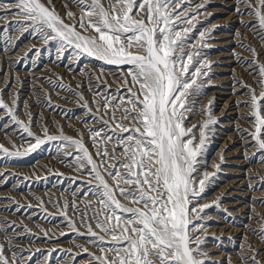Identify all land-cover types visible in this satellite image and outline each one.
<instances>
[{"label": "rangeland", "instance_id": "1", "mask_svg": "<svg viewBox=\"0 0 264 264\" xmlns=\"http://www.w3.org/2000/svg\"><path fill=\"white\" fill-rule=\"evenodd\" d=\"M58 3H56V2ZM188 1V2H187ZM200 1V2H199ZM213 1V0H212ZM211 0H203V3L201 0H198L197 2L200 4L206 5V11L204 8L197 9L196 7H185V15H190V13H200L197 16V19L192 22V26L189 24H182L179 21H177L175 27L176 28H189L191 31L187 33V40L186 43L193 45L195 44V47L193 49L190 47H185L183 51L189 52L188 49L193 50L192 53L196 52V50L200 52L199 56L193 57V63L189 66L190 69L195 67L196 64L199 61L206 60V58H211L212 55H217L219 53L225 54L227 57L228 63H226L224 66L219 67H227L225 69L228 70V74L225 76L231 77L230 79L226 80L223 83L216 82L218 78L224 77L223 75H217L216 71L214 69L217 66V63L219 64V61H216L215 58L214 61L210 62L211 69H213V72L208 74L210 76L209 80L211 79L212 83L208 85H203V81H205L202 78H199L198 81L200 82V86L202 88V91L200 93H193L191 96L188 97V106H194L193 111H189L186 113V119L183 121L184 125L188 127L189 129H192L195 136H197L196 140L198 141L200 138L199 132H198V126L199 124H203L206 122L209 118L207 112H210L211 118L216 120L217 123L209 125V129L207 128L206 134L207 138L210 139L206 140V147H204V152L200 156L199 161L200 163L197 165V170L200 173L201 170H206V173H208V179L205 182V189L204 192L201 193V197L197 200H193V204L197 203H204L209 205L208 208H205L203 212L194 213L192 216L193 221L199 225H203L205 227V231L203 227H199L198 230L194 231V233L191 235L193 237L198 236L200 237L199 242H194L193 247H196V244L199 243V248L201 249L203 247V251L205 255L203 257H198V259H204L206 264H217V261L213 258L217 256L218 254L222 256V261L225 262V264H242L243 262L247 261L248 263L252 260L251 255H254L256 253H260L259 251H264V240L261 239L259 235L256 233L261 231V225L257 223V221L261 220V218H264V164L259 159L260 153L257 148H255V141L252 140L249 133L254 131V123H249V120H252V117L249 112H251V108L245 107L246 104L251 103V93L249 92V88L252 87V89H256L255 92L260 95L261 87L259 86V82L261 78L258 75V68L257 64L264 63V41H261L259 38L260 36H264V33L258 32L257 27H254V24L257 23L256 19L252 17V15H241V13H247L249 9L246 7L243 8V4L239 3V0H214L212 2ZM217 1V2H216ZM219 1V2H218ZM222 1V2H221ZM232 1V2H231ZM235 1V2H234ZM7 0H0V3H6ZM43 2L47 3V0H43ZM53 4L55 5V10L61 15L65 16L66 11L71 10L73 11L77 16L81 15V11L78 7H76L72 0H52ZM108 0H104V3L107 4ZM192 3L191 0H185V4H191V5H197L198 3ZM229 2V3H228ZM231 2V3H230ZM251 2L255 3V0H251ZM227 3V4H226ZM237 3V4H236ZM239 7H237V6ZM243 5V6H241ZM226 6V7H225ZM233 8V9H232ZM239 9L240 11H235L236 9ZM193 10V11H192ZM196 10V11H195ZM209 10V11H208ZM215 10V11H213ZM218 10V11H217ZM227 10V11H226ZM241 10H243L241 12ZM248 10V11H247ZM15 9H6L0 7V21L4 18L5 22H0V99H3V101L9 106L13 107L14 98H16V109H15V115L16 117L24 121L26 124L29 122V115L31 117V130L36 135L39 136L41 139H45L44 133L42 131V127H46L49 129V135L53 136H59L61 135V130L63 135L73 138V139H80V134H83V139L86 142V146L89 147V150L95 154L96 149L92 147V142L90 137V132L88 129H91L93 131H96L99 127V129L103 130L101 132V136L105 135H111L108 129L105 127L104 124L101 123L103 120H108V115H104L101 117V113L97 111L98 107L103 106L104 104V97H108L110 100L109 105V111H112L111 105L117 104L119 101V97L123 99H127V86L122 85L120 82L124 79H130V77H127V71L128 66L123 65L120 67L122 70L115 75H111L110 72H108L110 69L109 64H106L96 59L95 57H90L84 54L77 55V52L75 49L71 47H67L66 51L61 52L58 54L57 48L59 47L58 43L56 41L49 40L47 42H44L37 33L34 32L30 27H21L25 24H30V21H26L22 19L21 16L16 15L15 17L13 12H15ZM175 11V10H174ZM226 11V12H225ZM203 12L207 13L206 16L203 14ZM210 12V13H209ZM219 12V13H218ZM233 12V13H232ZM230 13V14H228ZM236 13V14H234ZM209 14V15H208ZM219 14V15H218ZM12 15V18H11ZM208 15V16H207ZM228 15V16H227ZM230 15V16H229ZM236 15V16H235ZM214 16V17H213ZM232 16V17H231ZM239 16H242L238 18ZM10 17L9 19H7ZM21 19H18V18ZM211 17V20H210ZM245 19H242V18ZM249 17V18H247ZM15 18V19H14ZM199 18V19H198ZM205 18V19H204ZM222 18V19H221ZM253 18V19H251ZM139 19V17H137ZM184 17L182 16L180 20H183ZM242 19V20H241ZM250 19V20H249ZM8 20V21H7ZM14 20V21H13ZM199 22H198V21ZM202 20V21H201ZM210 20V21H209ZM231 20V21H229ZM235 20V22H234ZM237 20V21H236ZM241 21V22H238ZM19 21V22H18ZM207 21V23H206ZM213 24H210L212 23ZM243 21V22H242ZM245 21V22H244ZM8 22V23H7ZM67 23H75V21L72 20H66ZM198 22V23H196ZM210 22V23H209ZM218 22V23H217ZM222 22V24L220 23ZM230 22V23H229ZM255 22V23H254ZM4 23V24H3ZM10 23V24H9ZM15 23V24H13ZM201 23V24H200ZM216 23V24H215ZM220 23V24H219ZM238 23V24H237ZM243 23V24H242ZM248 23V24H247ZM2 24V25H1ZM23 24V25H22ZM195 24V25H193ZM206 24V25H205ZM210 24V25H207ZM218 24V25H217ZM238 26V28L235 26ZM249 25L250 27H246L243 25ZM204 25V26H203ZM214 25V26H213ZM233 25V26H232ZM5 26V27H4ZM18 26V28H17ZM193 29H191V27ZM208 26V28H207ZM210 26V27H209ZM213 26V28H212ZM243 28H241V27ZM253 27V28H252ZM4 28V29H3ZM199 30H198V29ZM209 29L205 33V41L209 44L210 38L213 37L211 35H223L226 34L228 37L223 42V39H214V43L222 42V44L219 47H213L212 45H207V47H201L202 44L199 35V31H205L204 29ZM241 28V29H240ZM245 28V30H244ZM13 29V30H12ZM20 29V30H19ZM25 29V30H24ZM211 29V30H210ZM228 29V30H227ZM257 29V30H255ZM18 30V31H17ZM24 32H23V31ZM198 30V31H197ZM220 30V32H219ZM227 30V31H226ZM236 30V31H235ZM250 32H249V31ZM253 30V31H252ZM7 31V32H6ZM14 31V32H12ZM195 31V32H194ZM211 31V32H208ZM247 31V32H246ZM2 32V33H1ZM9 32V33H8ZM20 32V33H19ZM213 32V33H212ZM243 32V33H242ZM11 33V34H10ZM16 33V34H15ZM191 33V34H190ZM194 33V34H193ZM212 33V34H211ZM6 34V35H5ZM15 34V35H14ZM27 34V35H26ZM84 35H92L94 33L85 32ZM197 34V35H196ZM232 34V35H231ZM238 34V35H237ZM242 34L243 37H242ZM247 34V35H246ZM252 34V35H251ZM18 37L16 38V36ZM185 34L182 33V37ZM210 35V36H209ZM246 35V36H245ZM14 36V37H13ZM20 36V37H19ZM24 36V37H23ZM235 36V37H233ZM238 36V37H237ZM255 36V37H254ZM257 36V37H256ZM4 39H3V38ZM33 37V38H32ZM246 37V39H245ZM254 37V38H253ZM10 38V39H9ZM16 38V40H15ZM233 39L234 42H232ZM244 38V39H243ZM251 38V39H250ZM253 38V40H252ZM28 39V40H27ZM239 39V40H238ZM12 40V41H11ZM14 40V41H13ZM29 40L31 42H29ZM33 40L35 42H33ZM230 42H229V41ZM241 40V42H240ZM245 40V41H243ZM252 40V41H251ZM258 40V42H257ZM24 41H28L27 43ZM195 41V42H194ZM237 41V42H235ZM250 43H249V42ZM5 42V43H4ZM7 42V43H6ZM55 42V43H54ZM199 42V43H198ZM252 42V43H251ZM254 42V43H253ZM261 42V43H260ZM263 42V43H262ZM18 43V44H17ZM30 43V44H29ZM198 43V44H197ZM234 43V44H233ZM249 43V44H247ZM5 44V45H4ZM27 44V45H25ZM40 44V45H39ZM236 44V45H235ZM245 47H241L240 45H243ZM252 44V46H251ZM261 46L259 49V46ZM261 44V45H260ZM2 45V46H1ZM11 45V46H9ZM31 45V46H28ZM232 45V47H231ZM235 47H234V46ZM254 45V46H253ZM9 46V47H8ZM24 46L28 49H24ZM36 46V47H35ZM38 46V47H37ZM197 46V47H196ZM226 46V47H225ZM239 46V47H237ZM251 46V47H250ZM256 46V47H255ZM18 47V49H17ZM19 47L21 49L19 50ZM35 47V48H34ZM209 47V48H208ZM212 47V48H211ZM230 47V48H228ZM237 47V48H236ZM241 47V48H240ZM254 48L256 50V53L258 54L257 57H254L250 51H247L246 48ZM9 48V49H8ZM39 48V49H38ZM198 48V49H197ZM235 48V49H232ZM258 48V49H257ZM263 48V49H262ZM210 49V50H209ZM227 49V50H226ZM239 51H237V50ZM243 49V50H242ZM38 50V52H36ZM233 50V51H232ZM235 50V51H234ZM241 50V51H240ZM259 50V51H258ZM262 52H261V51ZM2 51V52H1ZM19 51V52H18ZM21 51V52H20ZM25 51V52H24ZM202 51V52H201ZM209 51V52H208ZM229 51V52H228ZM232 51V52H231ZM15 52V53H14ZM71 52V53H70ZM211 52V53H210ZM241 52V54H239ZM245 52V53H243ZM248 52V53H247ZM5 53V54H4ZM7 53V54H6ZM19 53V54H18ZM33 53V54H32ZM229 53V55H228ZM3 54V55H2ZM9 54V55H8ZM21 54V55H20ZM64 54V55H63ZM202 54V55H201ZM209 54V55H208ZM239 54V56H237ZM250 58H248V57ZM249 54V55H248ZM263 54V56L261 55ZM6 55V56H5ZM11 55V56H10ZM14 55V56H12ZM19 55V56H18ZM23 55V56H22ZM36 55V58L34 57ZM58 55V56H57ZM5 56V57H4ZM21 56V57H20ZM54 56V57H53ZM57 56V57H56ZM60 56V57H59ZM85 56V57H84ZM204 56V57H203ZM209 56V57H208ZM236 56V57H234ZM245 56V57H244ZM251 56L255 58L252 59ZM262 56V57H261ZM40 57V58H39ZM44 57V58H42ZM59 57V58H58ZM199 57V58H198ZM230 57V59H229ZM238 57V58H237ZM244 57V59H243ZM261 57V58H259ZM9 58V60H8ZM15 60H13V59ZM58 58V59H57ZM209 58V59H210ZM33 59V60H32ZM37 59V60H36ZM45 59V60H44ZM53 59V60H52ZM56 59V60H55ZM68 59V61H66ZM72 59V60H71ZM199 59V60H198ZM6 60V61H5ZM27 60H29L27 62ZM75 60V61H73ZM259 60V63H258ZM19 61V62H18ZM71 61V62H70ZM73 61V62H72ZM232 61V62H231ZM240 61V62H239ZM245 64H243L244 62ZM253 61H256L257 63H252ZM263 61V62H262ZM8 62V64H7ZM15 62V63H14ZM47 62V63H46ZM51 62V63H50ZM57 62V63H56ZM66 62V63H65ZM68 62V64H67ZM75 62V64H74ZM236 62V63H235ZM238 62V63H237ZM243 62V63H242ZM6 63V64H5ZM10 63V64H9ZM19 63V64H18ZM50 63V64H49ZM59 63V64H58ZM84 63V65H83ZM99 63V64H98ZM232 63V64H231ZM240 63V64H239ZM251 63V64H250ZM260 63V64H261ZM35 64V65H34ZM49 64V65H48ZM77 64V65H76ZM104 64V65H103ZM214 64V65H213ZM237 64V65H236ZM242 66V68H239V65ZM247 64V65H246ZM30 65V66H29ZM47 65V66H46ZM52 65V66H51ZM53 65L55 66V71ZM74 65V66H73ZM83 65V67H82ZM87 65V66H85ZM234 65V66H233ZM251 65V66H250ZM11 66V67H10ZM19 66V67H18ZM32 66V67H31ZM72 66V67H71ZM92 66V67H90ZM233 66V68H232ZM244 66V67H243ZM246 66V67H245ZM8 67V68H7ZM31 67V69L29 68ZM39 67V68H38ZM50 67V68H49ZM59 70H58V68ZM94 67V68H93ZM215 67V68H213ZM254 67V68H253ZM13 68V69H12ZM23 68V69H22ZM44 68V69H43ZM52 68V70H51ZM63 68V69H61ZM87 68V69H86ZM230 68V69H229ZM245 68V70H244ZM6 69V71H5ZM19 71H18V70ZM46 69V70H45ZM69 69V71H67ZM80 71H79V70ZM124 69H127L124 70ZM2 70V71H1ZM12 70V71H11ZM16 70V71H14ZM27 70V71H26ZM76 70V71H75ZM83 70V71H82ZM90 70V71H89ZM95 70V71H94ZM202 71L204 69H201ZM231 70V71H230ZM35 71V72H34ZM54 71V72H52ZM71 71V72H70ZM88 71V72H87ZM94 71V72H93ZM107 71V72H106ZM241 71V72H240ZM246 73H245V72ZM6 74H5V73ZM34 72V73H33ZM39 72V74H38ZM51 72V73H50ZM68 72V73H65ZM79 72V73H78ZM82 74H81V73ZM104 72V73H103ZM124 72V73H122ZM238 72V73H237ZM9 73V74H8ZM14 73V74H13ZM20 73V74H19ZM25 73V74H24ZM76 73V74H75ZM107 73V74H105ZM109 73V74H108ZM209 73V72H208ZM233 75H232V74ZM251 73V74H250ZM8 74V75H7ZM13 74L11 77L10 75ZM16 74V75H15ZM23 74V76H22ZM29 74V75H28ZM71 74V75H70ZM75 76H74V75ZM78 74V75H77ZM79 74L82 76L79 77ZM86 74V75H85ZM93 74V75H91ZM95 74V75H94ZM97 74V75H96ZM106 76H104V75ZM123 74V75H121ZM231 74V75H230ZM236 74V75H235ZM241 74V75H240ZM257 74V75H256ZM4 75V76H3ZM39 75V76H38ZM108 75V76H107ZM111 77H110V76ZM126 75V76H124ZM229 75V76H228ZM248 75V76H247ZM255 77H253V76ZM7 78H6V77ZM25 76V77H24ZM29 76V77H27ZM67 76V77H66ZM74 76V77H73ZM78 76V77H77ZM99 76V78L97 77ZM235 76V77H234ZM238 76V78L236 77ZM242 76V77H241ZM246 76V77H245ZM250 76V77H249ZM5 77V78H3ZM19 77V79H18ZM21 77V78H20ZM27 77V78H26ZM34 77V78H33ZM49 77V78H48ZM51 77V78H50ZM56 77V78H55ZM59 77V78H58ZM73 77V78H72ZM86 77V78H84ZM88 77V78H87ZM93 77V78H90ZM101 77V78H100ZM103 77V78H102ZM105 77V79H104ZM242 81L240 80V78ZM248 77V78H247ZM257 77V78H256ZM15 78V79H14ZM46 78V79H45ZM54 78V79H53ZM77 78V79H76ZM117 78L119 80H117ZM190 78V77H189ZM256 78V79H255ZM4 79V80H3ZM9 79V80H5ZM27 79V80H26ZM33 79V80H32ZM39 81L41 84H39ZM53 79V80H50ZM57 79V80H56ZM81 82H79V80ZM91 79V80H89ZM93 79V80H92ZM103 79V80H102ZM110 79V80H108ZM216 79V81H215ZM14 80V81H13ZM42 80V81H41ZM49 80L51 83H49ZM85 80V81H84ZM100 80V81H99ZM103 82H102V81ZM113 80V81H112ZM115 80V81H114ZM121 80V81H120ZM203 80V81H202ZM244 80V81H243ZM253 80V81H252ZM6 81V82H4ZM22 81V82H21ZM24 81V82H23ZM28 81V82H27ZM79 83H77V82ZM117 81V82H116ZM119 81V82H118ZM237 81V82H236ZM249 81V82H248ZM13 82V83H12ZM25 82L27 84H25ZM48 82V83H47ZM86 82V83H85ZM101 82V83H98ZM105 82V84H104ZM109 82V83H108ZM111 82V83H110ZM198 82V84H199ZM202 82V83H201ZM238 82L240 84H238ZM247 82V84H244ZM21 83V84H20ZM29 83V84H28ZM34 83V85H32ZM44 83V84H43ZM85 83V84H84ZM96 83V84H94ZM117 83V85H116ZM120 83V84H119ZM215 83V84H213ZM218 85H217V84ZM230 83V84H229ZM242 83V84H241ZM250 83V84H248ZM16 84V85H15ZM36 84V85H35ZM43 84V85H42ZM52 84V85H51ZM59 84V85H58ZM63 85V87H60V85ZM82 84V85H81ZM109 84V85H108ZM115 84V86L113 85ZM227 84V85H226ZM236 84V85H234ZM22 85V86H21ZM27 85V87H26ZM29 85V86H28ZM32 85V86H31ZM47 85V86H46ZM80 85V87H79ZM108 85V86H107ZM122 87H121V86ZM221 87H220V86ZM234 87H233V86ZM244 85V86H243ZM248 85V86H247ZM255 85V86H254ZM257 85V87H256ZM37 86V87H36ZM51 86V87H50ZM101 86V87H100ZM110 86V88H109ZM119 86L121 88H119ZM124 86V87H123ZM206 86V87H205ZM223 86V87H222ZM232 88V90L225 89V87ZM246 86V87H245ZM18 87V88H17ZM32 88L30 90V88ZM88 87V88H87ZM105 89H104V88ZM117 87V88H116ZM195 87V86H194ZM210 87V88H209ZM213 87L218 88V90H221L222 92L231 93L233 91V88H237L235 91L234 100L237 103L238 109L243 108L246 112H243L244 109L241 108V111H237L233 113L231 116H226L227 112H220L227 109L222 110L223 108V101L218 100V96L216 98L213 97L214 95L210 94L211 91H213ZM260 87V91L259 90ZM24 88V89H23ZM28 88V89H27ZM94 88V89H93ZM99 88V89H98ZM13 89V90H12ZM16 89V90H15ZM56 89V90H55ZM92 89V90H91ZM115 89V90H113ZM120 91H119V90ZM28 90V91H27ZM30 90V91H29ZM42 90V91H41ZM49 90V91H48ZM88 90V91H87ZM97 90V91H96ZM103 90V92H102ZM135 90V89H133ZM229 92H228V91ZM264 91V88H262ZM27 91V93H26ZM39 91V92H36ZM59 91V92H57ZM107 91V92H106ZM110 91V92H109ZM125 91V92H124ZM209 91V92H208ZM247 91V92H246ZM21 92V93H19ZM57 92V93H56ZM102 92V93H101ZM249 92V93H248ZM259 92V93H258ZM38 93V94H37ZM69 95H67V94ZM97 93V94H96ZM209 93V95H208ZM32 94V95H31ZM63 94V95H61ZM95 94V95H94ZM103 94V95H102ZM242 94V96H241ZM248 94V95H247ZM250 94V95H249ZM20 95V96H19ZM27 95V96H26ZM66 95V96H65ZM123 95V97H122ZM240 97H239V96ZM247 95V96H246ZM26 96V97H25ZM31 96V97H30ZM43 96V98H42ZM80 96L83 97V99H80ZM98 96V97H96ZM113 96V97H112ZM238 96V97H235ZM36 97H41L36 98ZM86 97V98H85ZM207 97V98H206ZM211 97V99H210ZM244 97V98H243ZM92 98V99H91ZM100 98V99H99ZM204 100L202 101V99ZM224 98V97H222ZM248 101H247V99ZM29 99V100H28ZM34 101H32V100ZM38 99V100H37ZM99 99V100H98ZM113 99V100H112ZM125 99V100H126ZM210 99V100H208ZM213 99V100H212ZM215 99V100H214ZM244 99V101L242 100ZM24 100V101H23ZM28 100V101H27ZM115 100V101H114ZM23 101V102H22ZM37 101V102H36ZM48 101V102H47ZM200 102L199 108L197 106V103ZM208 101V103H206ZM210 101V102H209ZM238 101V102H237ZM27 102L25 105L24 103ZM33 102V103H32ZM117 102V103H116ZM214 102V103H213ZM29 103V104H28ZM37 103V104H36ZM47 103V104H46ZM56 106H55V104ZM59 103V104H58ZM83 103V104H82ZM207 105H206V104ZM210 103V104H209ZM243 103V105H242ZM61 104V105H60ZM72 104V107L70 105ZM99 104V105H98ZM203 104V105H202ZM215 104V105H214ZM228 107L231 106L232 103L227 102L226 103ZM36 105V106H35ZM48 105V106H46ZM66 105V106H65ZM87 105V106H85ZM214 105V107H212ZM218 105V107L216 106ZM31 106V107H30ZM41 108H40V107ZM199 109V112H196L195 110ZM202 106V107H201ZM222 106V107H221ZM39 107V108H38ZM55 107V108H54ZM65 107V108H64ZM68 107V108H67ZM209 109H208V108ZM211 107V108H210ZM233 107V106H231ZM36 108V110H35ZM203 108V109H202ZM38 109V110H37ZM44 109V110H43ZM46 109V110H45ZM60 109V110H59ZM88 109V110H87ZM202 109V110H201ZM211 109V110H210ZM220 109V110H219ZM33 110V113H32ZM65 110V111H64ZM119 108L115 110V116L116 120L119 121L120 118V111ZM38 111V113H36ZM91 111V112H90ZM207 111V112H206ZM42 112V114H41ZM78 112V113H77ZM85 112V113H84ZM117 112V113H116ZM217 112V114H216ZM2 113V115H1ZM46 115H45V114ZM48 113V114H47ZM50 113V114H49ZM54 113V115L52 114ZM81 113V114H80ZM84 113V115H83ZM88 113V114H87ZM223 113V114H222ZM238 115H237V114ZM242 113V114H241ZM245 113V114H244ZM36 114V115H35ZM62 114V115H61ZM96 114V115H95ZM120 114V115H119ZM201 114V117L200 115ZM215 114V115H214ZM241 114V115H239ZM39 115V116H38ZM41 115V116H40ZM52 115V116H51ZM58 115V116H57ZM196 115L195 121L196 123L189 122L191 121L189 117ZM213 115V116H212ZM219 115V116H218ZM223 115V116H222ZM225 115V116H224ZM62 116V117H60ZM82 116V117H80ZM93 116V117H92ZM234 116V117H232ZM239 116V119L236 118ZM49 117V119H48ZM203 117V118H202ZM216 117V118H215ZM231 117V118H230ZM43 118V119H42ZM45 118V119H44ZM75 118V119H73ZM98 118V120H97ZM201 118V120H200ZM230 118V119H229ZM233 118V119H232ZM243 118V120H242ZM67 119V120H65ZM220 119V120H219ZM8 120V121H7ZM95 120V121H93ZM198 120V122H197ZM214 120V121H215ZM226 120V121H225ZM229 120V121H228ZM238 122H237V121ZM241 123H240V121ZM246 120V121H245ZM52 121V122H51ZM71 121V122H70ZM99 123H98V122ZM130 120H124L123 123L126 127H134L135 125L129 122ZM234 121V122H233ZM224 122V123H223ZM96 123V124H95ZM110 125L113 127L114 124L110 121ZM188 123V124H187ZM235 123V124H234ZM238 123V124H237ZM5 124V125H4ZM92 124V126H91ZM194 124V126H193ZM196 124V125H195ZM222 124V125H221ZM223 124H229V126H223ZM231 124V125H230ZM241 124L243 126H241ZM245 124V125H244ZM81 125V126H80ZM88 125V126H87ZM94 125V126H93ZM98 125V126H97ZM188 125V126H187ZM192 125V126H191ZM239 125V126H238ZM252 125V126H251ZM7 126V127H6ZM190 126V127H189ZM86 127V128H84ZM89 127V128H88ZM211 127V128H210ZM232 127V129H231ZM243 127V129H241ZM246 127V128H244ZM88 128V129H87ZM106 130H104V129ZM195 128V129H194ZM249 128V130H248ZM12 129V130H11ZM95 129V130H94ZM98 129V130H99ZM237 129V130H236ZM246 129V130H245ZM251 129V130H250ZM119 129H116L115 134L119 136H127L128 133L121 132ZM226 130V131H224ZM234 130V131H233ZM15 131V132H14ZM195 131L197 134H195ZM0 145L3 146V148H6L9 152H16L17 148L13 147V145L18 146V150L20 152H24V150L30 145L27 143L30 137H27L26 133H23L20 128H18L12 120L8 117L5 110L0 109ZM104 132V133H103ZM122 134H121V133ZM211 132V133H210ZM230 132V133H229ZM234 132V133H233ZM9 133V135H8ZM118 133V134H117ZM224 133V134H223ZM235 135H233V134ZM238 133V134H236ZM247 133V135H246ZM8 136H7V135ZM225 134H229V139L232 140L231 142L228 141V148L230 151H236V161H238L237 165L234 167L226 165L224 158L220 153H218L216 150L218 149V144L221 143V139L225 138ZM2 135L4 137H2ZM220 139H219V137ZM12 136H15L12 138ZM17 136V137H16ZM19 136V137H18ZM26 136V137H25ZM212 136V137H211ZM239 136V137H238ZM242 136H247L248 142H246L243 145H240V138ZM234 139H233V138ZM4 138V139H3ZM20 139V140H19ZM215 139V140H214ZM226 139V138H225ZM7 140V141H6ZM19 140V141H18ZM234 140V141H233ZM21 141V142H20ZM24 141V142H23ZM210 144H208V143ZM211 142V143H210ZM216 142V143H215ZM230 142V143H229ZM253 142V143H252ZM24 143V144H23ZM27 143V144H26ZM233 143V144H232ZM115 144V140L108 142L107 147L111 149L113 145ZM209 147V148H208ZM244 147V148H243ZM250 147V148H249ZM254 147V148H253ZM217 148V149H216ZM238 148V149H237ZM249 148V149H248ZM253 148V149H252ZM235 149V150H234ZM244 149V150H243ZM211 150V151H209ZM248 150V151H247ZM251 150V151H250ZM71 152L72 156H65L63 155L64 152ZM242 151V153H241ZM254 151V153H253ZM240 152V153H239ZM250 152V154H248ZM219 154V156H217ZM259 154V155H258ZM76 155L75 149L71 147H65L63 145V142L57 140L52 142H46L45 144L41 145L36 151L30 152L26 155L20 156V157H12L8 158L5 154L0 152V168H6L4 175L0 176V191H3V193H0V244H3L6 249H16V255L20 258L19 263L20 264H53L56 262V264H98V262L93 259L94 256H100L103 255L100 252V242L99 239H96L95 242H93V237L88 233L86 225L90 222L93 227V231L97 233V237L104 236V233L100 231V229L95 227V219L89 220L90 217L94 216L96 206H97V198L93 195L94 192H96V184L97 181L92 179L88 175V168L77 170V164L74 162L72 157ZM118 159L123 157L122 152H118ZM241 155V156H240ZM244 155V156H243ZM217 156V157H215ZM44 157V158H43ZM215 157V158H214ZM220 157L221 160H220ZM252 157V158H251ZM51 158V159H50ZM42 159L43 161H40ZM97 161H99V157H95ZM217 159V160H216ZM219 159V161H218ZM242 159V160H240ZM38 160V161H37ZM206 160V161H205ZM216 160V163L215 161ZM245 160V161H244ZM113 161V162H112ZM108 161V163L116 164V160ZM203 161V163H202ZM218 161V162H217ZM221 161V162H220ZM257 161V162H256ZM41 162V163H40ZM45 162V163H44ZM207 162V163H206ZM213 162V163H212ZM223 162V163H222ZM206 163V164H205ZM220 163V164H219ZM261 163V164H260ZM6 164V165H5ZM210 164V165H209ZM212 164V165H211ZM215 164H218L215 166ZM241 164V165H240ZM251 164V165H250ZM4 165L6 167H4ZM8 165V166H7ZM221 165V166H220ZM256 165V166H255ZM261 165V166H260ZM220 168H219V167ZM238 166V167H237ZM240 166V167H239ZM251 166V167H250ZM259 166V167H258ZM14 167V168H13ZM20 167V168H19ZM24 167V168H22ZM31 167V168H30ZM213 167V168H211ZM13 170H12V169ZM24 170H22V169ZM209 168V169H207ZM217 168V169H216ZM222 168V169H221ZM228 168V169H227ZM249 168V169H248ZM251 168V169H250ZM258 168V169H257ZM9 169V170H8ZM11 169V170H10ZM201 169V170H200ZM204 169V170H203ZM212 169V170H211ZM214 169V171H213ZM222 171H219V170ZM237 170L238 172H241V176L238 177L241 179L240 186L237 187V190H233L232 192L234 195L227 198L226 192L224 193H214L218 191V188L223 186L226 182L230 181L232 178H230V174L227 173L228 170ZM18 170V171H17ZM121 172L124 171V169H119ZM211 170V171H210ZM225 170V171H224ZM227 170V171H226ZM245 170V171H244ZM13 171V172H12ZM17 171V172H16ZM20 171V172H19ZM22 171V172H21ZM258 171V172H256ZM261 171V172H260ZM16 172V173H15ZM19 172V173H18ZM24 172V173H23ZM67 172V173H66ZM220 172V173H219ZM251 172V173H250ZM10 173V174H8ZM211 173V174H210ZM214 175H213V174ZM217 173V174H216ZM254 173V174H252ZM260 173V174H259ZM5 174L7 176H5ZM24 176H23V175ZM210 174V175H209ZM245 174L246 177H245ZM250 174V175H249ZM260 176H258V175ZM70 175V176H69ZM78 175V176H77ZM81 175V176H80ZM6 178H5V177ZM203 172L200 173V175L196 176V179H202ZM223 176V177H222ZM226 176V177H225ZM229 176V177H228ZM259 178H258V177ZM57 177V178H55ZM70 177V178H69ZM85 177V178H84ZM201 177V178H199ZM3 178V179H2ZM81 178V179H79ZM83 178V179H82ZM246 178V179H245ZM257 178V180H256ZM262 178V180H261ZM7 179V180H6ZM31 179V180H30ZM58 179V180H57ZM62 179V181H60ZM72 179V180H71ZM74 179V180H73ZM107 179V177H106ZM228 179V181H227ZM259 179V180H258ZM29 182H28V181ZM78 180V181H77ZM83 180V181H80ZM244 180V181H243ZM247 180V181H246ZM249 180V182H248ZM252 180V182H251ZM254 180V181H253ZM19 181V182H18ZM69 181V182H68ZM210 181V182H209ZM213 181V182H212ZM220 181V182H218ZM243 181V182H242ZM260 181V182H259ZM24 182V183H23ZM66 182V183H65ZM72 182V183H71ZM74 182V183H73ZM80 182V183H79ZM85 182V183H84ZM89 184H88V183ZM108 182L111 184L112 181L109 179ZM208 182V183H207ZM247 182V183H245ZM263 182V183H262ZM23 183V184H22ZM36 183V184H35ZM40 183V186H39ZM60 183V184H59ZM217 183V184H216ZM246 185H244V184ZM253 183V184H252ZM15 184V186H14ZM44 186H42V185ZM52 184V185H51ZM79 184V185H78ZM85 184V185H84ZM213 184V185H212ZM248 184V185H247ZM250 184V185H249ZM252 184V185H251ZM263 186H262V185ZM27 185V186H26ZM34 185V186H33ZM52 187H51V186ZM68 185V186H67ZM81 185V187H79ZM88 185V187H87ZM257 185V186H256ZM77 186V187H75ZM83 186V187H82ZM215 186V187H214ZM23 187V188H22ZM41 187V188H40ZM46 187V189H45ZM56 187V188H55ZM66 187V188H65ZM74 187V188H73ZM211 189H210V188ZM218 187V188H217ZM246 187V188H245ZM10 188V189H8ZM34 188L37 190H34ZM50 188V189H49ZM53 188V191H52ZM64 188V190H63ZM70 188V189H69ZM81 190H80V189ZM240 188V189H239ZM7 189V192H6ZM13 189V190H12ZM30 191H29V190ZM56 189V190H55ZM59 189V190H58ZM72 189L74 191H72ZM91 189V190H90ZM213 189V190H212ZM253 189V190H252ZM34 190V191H33ZM44 190V191H43ZM47 193H46V191ZM85 190V191H82ZM87 190V191H86ZM216 190V191H215ZM5 191V193H4ZM10 191V192H9ZM14 191V195H13ZM33 191V193H32ZM59 191V192H58ZM62 191V192H61ZM68 191V192H66ZM92 194H90L91 192ZM248 191V192H247ZM256 191V192H255ZM12 192V193H11ZM53 194H51V193ZM75 192V193H74ZM78 192V193H76ZM86 192V193H84ZM207 192V193H206ZM228 192H231L230 190ZM251 192V194H250ZM11 193V194H10ZM18 193V194H17ZM22 193L23 195H21ZM82 193V194H81ZM212 193V194H211ZM226 193V194H225ZM237 193V194H236ZM248 193V194H247ZM254 193V194H253ZM263 193L262 197L261 194ZM4 194V195H3ZM6 194V195H5ZM35 194V195H34ZM45 194V195H44ZM224 196H223V195ZM253 194V195H252ZM20 195V196H19ZM71 195V196H70ZM73 195V196H72ZM85 195V196H84ZM203 195V196H202ZM211 195V196H210ZM217 197H216V196ZM220 195V196H219ZM248 195V196H246ZM255 195V196H254ZM257 195L259 197H257ZM5 196V197H4ZM15 196V197H14ZM29 196V197H28ZM41 196V197H40ZM80 196L82 197L80 199ZM84 196V197H83ZM90 196V197H89ZM215 196V197H214ZM235 196V197H234ZM246 196V197H245ZM252 196V197H251ZM14 197V198H11ZM17 197V198H16ZM20 197V198H19ZM73 197V198H71ZM77 197V198H76ZM90 199H89V198ZM93 197V199H92ZM211 197V199L209 198ZM249 197V198H248ZM8 198V199H7ZM10 198V199H9ZM62 198V199H61ZM66 198V199H65ZM88 198V199H86ZM204 200H200L203 199ZM206 198V199H205ZM209 198V199H207ZM216 198V200L214 199ZM218 198V199H217ZM221 198V199H220ZM244 198V199H243ZM247 198V199H246ZM61 199V200H60ZM79 199V200H78ZM234 199V200H232ZM250 201H249V200ZM263 199V200H262ZM6 200V201H5ZM78 200V201H77ZM213 200V201H212ZM218 200V201H217ZM241 200V201H239ZM244 200V201H243ZM248 200V201H247ZM253 200V201H252ZM255 200V201H254ZM11 201V203H10ZM23 201V202H20ZM72 201V202H71ZM75 201V202H74ZM80 201V202H79ZM85 201V202H84ZM192 201V202H193ZM202 201V202H201ZM213 203H211V202ZM221 201V202H220ZM237 203V207L240 208V211L236 212L237 207L230 208L229 204ZM75 204H74V203ZM217 202V207L216 204ZM230 202V203H229ZM239 202V203H238ZM254 202V203H252ZM8 203V205H7ZM19 203V204H17ZM75 207H73V205ZM82 203V204H81ZM86 203V204H85ZM121 203L125 204L126 206H134L129 204L126 200H121ZM200 204L201 206L203 205ZM222 203V204H221ZM244 203V204H243ZM250 203V204H249ZM253 205H252V204ZM2 204H4L2 206ZM22 204V205H21ZM65 204L68 205L67 208H65ZM90 204L92 206L91 209L86 208V205ZM225 204V205H224ZM256 204V205H255ZM259 204V205H258ZM12 205V206H10ZM30 205V206H29ZM38 205V206H37ZM71 205V206H70ZM219 205V206H218ZM246 205V206H244ZM250 205V206H249ZM257 205L259 206L257 208ZM18 206V207H17ZM222 206V207H221ZM244 208H243V207ZM248 206V207H247ZM254 206V207H252ZM17 207V208H16ZM227 207V208H226ZM19 208V209H18ZM45 208V209H43ZM76 208H79L81 211H85L87 214L85 216H81V213L79 211H76ZM219 208V209H218ZM252 208V209H251ZM255 208V209H254ZM13 209V210H12ZM17 209V210H16ZM34 209V210H33ZM38 209V212H37ZM218 209V210H216ZM222 209V210H221ZM224 209V210H223ZM229 209V210H228ZM243 209V211H242ZM254 209V210H253ZM263 209V210H262ZM19 210V211H18ZM48 210V211H47ZM233 210V211H232ZM257 210V211H256ZM22 211V212H21ZM224 211V212H222ZM228 211V212H227ZM245 211V212H244ZM248 211V212H247ZM14 212V213H13ZM42 212V213H41ZM51 212V213H50ZM78 212V213H77ZM252 212V213H251ZM260 214H259V213ZM33 213V214H32ZM54 213V214H53ZM231 213V214H230ZM234 213V214H233ZM5 214V215H4ZM8 214V215H7ZM13 214V215H12ZM30 214V216H29ZM41 214V215H40ZM46 214V215H45ZM227 214V215H226ZM233 214V215H232ZM238 214V215H237ZM248 214V215H247ZM258 214V215H257ZM4 215V216H3ZM10 215V216H9ZM12 215V216H11ZM21 215V216H20ZM28 215V216H27ZM34 215V216H33ZM40 215V216H39ZM45 215V216H44ZM50 215V216H49ZM199 215L202 217L200 220H196V216ZM209 215V217H208ZM226 215V216H225ZM250 215V216H249ZM255 215V216H253ZM263 215V216H262ZM23 216V218H22ZM219 216V217H218ZM237 216V217H236ZM20 219H18V218ZM34 217V218H33ZM39 217V218H37ZM225 217V218H224ZM233 217V218H232ZM259 217V219H258ZM261 217V218H260ZM4 218V219H3ZM28 218L30 219L28 221ZM210 218V219H209ZM215 218V219H214ZM253 218V219H252ZM257 218V219H255ZM10 219V220H9ZM16 219V220H15ZM100 220H103V214L99 216ZM225 219V220H224ZM237 219V220H235ZM243 219V220H241ZM14 220V222H13ZM20 220L22 222H20ZM24 220V221H23ZM39 222H38V221ZM54 220V221H53ZM72 220L75 223V228H72L69 226L68 221ZM208 220V221H207ZM235 220V222H234ZM247 220H251L248 221ZM254 220H256L254 222ZM41 221V222H40ZM50 221V222H49ZM225 221V222H224ZM227 221V222H226ZM232 221V222H231ZM241 221V222H240ZM36 222V223H35ZM47 222V223H46ZM243 222V224H241ZM6 223V224H5ZM8 223V225H7ZM13 223V224H12ZM49 223V224H48ZM211 223V224H209ZM240 223V224H239ZM250 223V224H248ZM254 223V224H253ZM10 224V225H9ZM16 224V225H15ZM42 226H41V225ZM54 224V225H53ZM57 224V226H55ZM214 224V225H213ZM229 224V225H227ZM236 224V225H235ZM246 224V225H245ZM20 225V226H19ZM51 225V226H50ZM225 227V230L221 231L219 227ZM234 225V226H233ZM244 225V227L242 226ZM26 228H25V227ZM44 226V227H43ZM61 226V227H60ZM211 226V227H209ZM7 227V229H6ZM14 227V228H13ZM58 229H56V228ZM63 227V228H62ZM65 227V228H64ZM214 227V228H213ZM235 227V228H234ZM209 228V229H208ZM237 228V230H236ZM12 229V230H11ZM20 229V230H19ZM22 229V231H21ZM64 229V230H62ZM245 229V230H244ZM9 230V231H8ZM21 233H19L18 231ZM55 232H53V231ZM61 230V231H60ZM205 232H203V231ZM217 230V231H216ZM247 230V231H246ZM255 230L256 232H254ZM258 230V231H257ZM260 230V231H259ZM46 231V232H44ZM63 231V233H62ZM227 231V232H226ZM233 231V232H232ZM24 234H23V233ZM40 233V237L39 234ZM53 232V233H52ZM203 232V233H202ZM214 232V233H212ZM219 232V236L218 235ZM227 234H226V233ZM242 232V233H241ZM244 232V233H243ZM8 233V234H7ZM13 233V234H12ZM17 233V234H16ZM36 233V234H35ZM52 233V234H51ZM57 233L55 236L54 234ZM202 233V235H200ZM209 233V234H207ZM211 233V236H210ZM216 233V236H214ZM249 233V234H248ZM213 234V235H212ZM252 234V235H251ZM6 235V236H5ZM44 235V236H43ZM59 235V236H58ZM249 235V236H248ZM15 236V237H14ZM48 236V239L47 237ZM223 236V237H222ZM234 236V237H233ZM241 236H243L241 238ZM2 237V239H1ZM8 237V238H7ZM21 237V238H20ZM44 237V238H43ZM46 237V238H45ZM53 237V238H52ZM239 237V238H238ZM253 237V238H252ZM254 237L256 239H254ZM6 238V239H5ZM58 238V239H57ZM18 239V240H17ZM76 239V240H75ZM207 239V240H206ZM218 239V240H217ZM225 239V240H224ZM233 239V240H232ZM252 239V240H251ZM260 239V240H259ZM3 240V242H2ZM9 240V241H7ZM25 240V241H24ZM73 240V241H72ZM105 243L104 248H108L110 246L111 238L105 236L104 237ZM247 240V241H246ZM5 241V242H4ZM17 241L16 243H14ZM24 241V242H22ZM27 241V242H26ZM30 241V242H29ZM46 241V242H45ZM60 241V242H59ZM64 243H63V242ZM75 241V243H74ZM79 241L78 243H76ZM230 241V242H229ZM232 241V242H231ZM256 243H255V242ZM21 242V243H20ZM26 242V243H25ZM55 242V243H54ZM70 242V243H69ZM72 242V243H71ZM211 242V243H210ZM222 242V243H221ZM240 242V243H239ZM259 242V243H258ZM263 242V243H262ZM44 243V244H42ZM54 243V244H52ZM57 243V244H56ZM62 243V244H61ZM67 245H66V244ZM83 243V244H82ZM114 243V242H111ZM246 243V244H245ZM6 244V245H5ZM14 244V245H13ZM19 244V245H18ZM22 244V245H21ZM25 244V245H24ZM27 244V245H26ZM34 244V245H33ZM51 246H48L50 245ZM71 244V245H70ZM74 244V245H73ZM205 244V245H204ZM219 244V245H218ZM227 244H229L227 246ZM236 244V245H235ZM242 244V245H241ZM244 244V245H243ZM258 244V246H257ZM21 245V246H20ZM31 246L33 249L31 250ZM33 245V246H32ZM54 245V247H53ZM63 245V246H62ZM70 245V246H69ZM217 245V246H216ZM252 245V246H251ZM255 245V246H254ZM12 246V247H11ZM26 248H25V247ZM36 246L39 248H36ZM43 246V247H41ZM60 246V247H59ZM67 246V247H65ZM69 246V247H68ZM213 246V247H212ZM246 246V247H245ZM251 246L253 249L252 252H248V248ZM11 247V248H10ZM29 247V248H28ZM47 247V248H46ZM50 252H49V248ZM206 247V248H205ZM210 247V248H208ZM232 247V248H231ZM239 247V250L237 249ZM262 247V248H261ZM20 248V249H19ZM36 248V250H35ZM53 248V249H52ZM55 248V249H54ZM64 248V249H63ZM215 248V249H214ZM223 248V249H222ZM245 248V249H244ZM256 250H255V249ZM22 249V250H21ZM31 251H30V250ZM53 251H52V250ZM87 249V251H85ZM210 249V252H207L206 250ZM222 249V250H221ZM262 249V250H261ZM34 250L36 252H34ZM47 250V251H46ZM64 250V251H63ZM221 250V252H220ZM246 251V253L243 252ZM255 250V251H254ZM57 251V252H56ZM67 251V252H66ZM74 251V252H73ZM78 251V252H77ZM228 251V252H227ZM10 252V251H9ZM6 251V255L8 257H11L12 252L10 253ZM20 252V253H19ZM27 252V253H26ZM30 252V254H29ZM34 252V253H33ZM52 252V253H51ZM66 252V253H65ZM202 252V249H201ZM220 252V253H219ZM41 253V254H39ZM73 253V254H72ZM92 255H89V254ZM224 253V255H223ZM233 253V254H231ZM235 253V255H234ZM243 253V254H242ZM252 253V254H251ZM27 254L29 256H27ZM37 254V255H36ZM47 254V255H46ZM230 254V256H229ZM242 254V255H241ZM250 254V255H249ZM57 255V256H56ZM74 255V256H73ZM212 257H211V256ZM214 255V256H213ZM21 256V257H20ZM23 256V258H22ZM62 256V257H61ZM65 258H64V257ZM73 256V257H72ZM207 258H206V257ZM233 256V257H232ZM241 256V257H239ZM243 256V257H242ZM256 255V259L260 261L262 256ZM35 257V258H34ZM42 257V258H40ZM46 257V258H45ZM55 257V258H54ZM57 257V258H56ZM205 257V258H204ZM226 257V258H225ZM232 257V258H231ZM238 257V258H237ZM12 258V257H11ZM27 258V259H26ZM64 258V259H63ZM72 258V259H71ZM88 258V259H86ZM210 258V259H209ZM212 258V259H211ZM230 258V260H229ZM235 258V259H234ZM240 258V259H239ZM243 258V259H242ZM250 260H249V259ZM26 259V260H25ZM60 259V260H59ZM63 259V260H62ZM68 259V261H67ZM84 261H83V260ZM208 261H207V260ZM238 259V261L236 260ZM246 259V260H245ZM22 260V261H21ZM33 260V261H32ZM36 260L37 263L35 262ZM42 260V261H41ZM62 260V261H61ZM65 260V261H64ZM70 260V261H69ZM81 262H80V261ZM87 260V261H86ZM213 262H212V261ZM242 260V261H241ZM245 260V261H244ZM30 261V262H29ZM41 261V263H40ZM55 261V262H54ZM58 261V262H57ZM61 261V262H60ZM237 261V262H235ZM240 261V262H239ZM261 261H264V258L261 259Z\"/></svg>", "mask_w": 264, "mask_h": 264}, {"label": "snow or ice", "instance_id": "2", "mask_svg": "<svg viewBox=\"0 0 264 264\" xmlns=\"http://www.w3.org/2000/svg\"><path fill=\"white\" fill-rule=\"evenodd\" d=\"M72 2L80 9V16L71 10L61 16L52 0L47 3L43 0H7L0 3V7L15 9L12 14L30 21L22 27L32 28L44 42L56 41L58 53L71 47L77 55L95 57L105 64L129 66L127 77L130 79L121 81L127 86V99H119L109 111L110 100L104 97L103 106L97 108L101 117L108 115L109 119L102 122L111 135L101 136L102 130L88 129L95 154L86 146L83 134L80 139H73L63 135L61 130V135L53 136L48 134V128L42 127L45 139H41L31 130L30 114L27 124L16 117V98L13 107L0 99V109L5 110L12 122L31 138L27 141L30 147L24 152H20L16 145H13L16 152H9L2 145L0 152L8 158L20 157L36 151L46 142L57 140L65 147L75 149L76 155L72 159L77 170L88 168V175L97 181V191L93 193L97 206L89 220L95 219V227L104 236L97 237L90 222L86 227L93 242L99 239L101 245L103 255L93 257L98 264H206L204 259H198L203 256L199 243L192 246L200 241V237H193L191 233L203 227L193 221V214L203 212L209 205L201 206L192 201L199 199L205 189L208 173H203L202 179H196L200 175L198 158L206 145L205 129L216 121L208 112V120L198 126V141L183 121L186 113L194 110V106H188V97L202 91L197 81L208 76L211 65L203 60L190 69L193 57L199 56L200 52L183 51L185 47H195L186 43V34L191 30L175 27L177 21L191 25L200 14L185 15V7L206 11V5L185 4V0H108L107 4L104 0ZM239 3L249 9L241 15L254 16L257 21L254 27L264 33V0H255V3L239 0ZM182 16L184 19L180 20ZM89 31L94 34H83ZM206 31L199 33L201 47H207ZM182 33L185 34L183 37ZM259 38L264 41V36ZM246 50L258 59L255 49ZM257 67L261 78L259 86L264 88V64H257ZM249 92L251 103L245 107L251 108L252 120L248 122L255 125L249 135L255 141L259 159L264 162V91L259 96L254 89L249 88ZM117 108L121 113L119 121L115 116ZM129 119L134 127L124 125L123 121ZM117 128L128 135H116ZM113 140L115 144L109 149L107 143ZM118 152L123 153L122 158L118 159ZM63 155L71 157L72 153L66 151ZM95 157H99V161ZM112 160L117 163H108ZM121 200L134 206H126ZM86 208L92 206L88 204ZM76 211L81 216L87 214L79 208ZM101 214L103 220L99 219ZM200 219L202 217L197 215L196 220ZM257 223L261 225V231L256 234L264 240V218ZM68 224L75 228L72 220ZM105 236L111 238L108 248L103 247ZM8 251L12 252V258L6 255L5 246L0 244V264H19L16 250ZM248 251H253L251 246ZM258 254L251 256L252 264H264L256 259Z\"/></svg>", "mask_w": 264, "mask_h": 264}, {"label": "bare ground", "instance_id": "3", "mask_svg": "<svg viewBox=\"0 0 264 264\" xmlns=\"http://www.w3.org/2000/svg\"><path fill=\"white\" fill-rule=\"evenodd\" d=\"M60 1H61V0H60ZM191 1H192V3L194 4V3H196L198 0H191ZM201 1H202V3H203V0H201ZM211 1H212V0H211ZM213 1H214V0H213ZM213 1H212V2H213ZM232 1H233V0H232ZM232 1H231V2H232ZM55 2H56V1H55ZM187 2H188V1H187ZM199 2H200V1H199ZM216 2H217V1H216ZM218 2H219V1H218ZM221 2H222V1H221ZM231 2H230V3H231ZM234 2H235V1H234ZM56 3H58V2H56ZM197 3H198V2H197ZM228 3H229V2H228ZM198 4H200V3H198ZM226 4H227V3H226ZM236 4H237V3H236ZM236 6H237V5H236ZM241 6H243V5H241ZM225 7H226V6H225ZM237 7H239V6H237ZM244 7H245V6H243V8H244ZM232 9H233V8H232ZM235 9H236V8H235ZM185 10H186V8H185ZM192 11H193V10H192ZM195 11H196V10H195ZM208 11H209V10H208ZM213 11H215V10H213ZM217 11H218V10H217ZM226 11H227V10H226ZM226 11H225V12H226ZM235 11H236V10H235ZM239 11H240V10H239ZM242 11H243V10H241V12H242ZM247 11H248V10H247ZM206 12H207V11H206ZM209 13H210V12H209ZM218 13H219V12H218ZM232 13H233V12H232ZM190 14H192V13H190ZM203 14H205V16H206L207 13L203 12ZM228 14H230V13H228ZM234 14H236V13H234ZM208 15H209V14H208ZM208 15H207V16H208ZM218 15H219V14H218ZM230 15H231V14H230ZM230 15H229V16H230ZM244 15H245V14H244ZM15 16H16V15H14L13 17H15ZM227 16H228V15H227ZM235 16H236V15H235ZM249 16H250V15H249ZM213 17H214V16H213ZM231 17H232V16H231ZM240 17H242V16H239L238 18H240ZM250 17H251V16H250ZM252 17L254 18V16H252ZM9 18H10V17H8L7 19H9ZM11 18H12V15H11ZM245 18H246V17H245ZM245 18L243 17L242 19H245ZM247 18H249V17H247ZM253 18H251V19H253ZM2 19H3V20H1V21L5 22L4 18H2ZM12 19H13V18H12ZM14 19H15V18H14ZM18 19H21V18L19 17ZM198 19H199V18H198ZM204 19H205V18H204ZM221 19H222V18H221ZM242 19H241V20H242ZM254 19H256V18H254ZM210 20H211V17H210ZM210 20H209V21H210ZM249 20H250V19H249ZM1 21H0V22H1ZM7 21H8V20H7ZM13 21H14V20H13ZM197 21H198V20H197ZM201 21H202V20H201ZM229 21H231V20H229ZM236 21H237V20H236ZM18 22H19V21H18ZM25 22H26V21H25ZM193 22H194V21H193ZM198 22H199V21H198ZM198 22H196V23H198ZM211 22H212V21H211ZM234 22H235V20H234ZM238 22H241V21L238 20ZM242 22H243V21H242ZM244 22H245V21H244ZM5 23H6V22H5ZM7 23H8V22H7ZM206 23H207V21H206ZM209 23H210V22H209ZM217 23H218V22H217ZM220 23L222 24V22H220ZM220 23H219V24H220ZM229 23H230V22H229ZM254 23H255V22H254ZM3 24H4V23H3ZM9 24H10V23H9ZM13 24H15V23H13ZM198 24H199V23H198ZM200 24H201V23H200ZM210 24H213V22L210 23ZM210 24H207V25H210ZM215 24H216V23H215ZM237 24H238V23H237ZM242 24H243V23H242ZM247 24H248V23H247ZM256 24H257V23H256ZM256 24H254V25H256ZM1 25H2V24H1ZM22 25H23V24H22ZM193 25H195V24H193ZM205 25H206V24H205ZM217 25H218V24H217ZM234 25H235V24H234ZM244 25H245V24H244ZM244 25H243V26H244ZM191 26H192V24H191ZM191 26H190V27H191ZM203 26H204V25H203ZM213 26H214V25H213ZM213 26H212V28H213ZM232 26H233V25H232ZM235 26H236V25H235ZM4 27H5V26H4ZM21 27H22V26H21ZM192 27H193V26H192ZM192 27H191V29H193ZM209 27H210V26H209ZM236 27L238 28V26H236ZM240 27H241V26H240ZM17 28H18V26H17ZM207 28H208V26H207ZM207 28H206V29H207ZM241 28H242V27H241ZM241 28H240V29H241ZM252 28H253V27H252ZM3 29H4V28H3ZM197 29H198V28H197ZM206 29H204V30H206ZM242 29H243V28H242ZM246 29H247V28H246ZM12 30H13V29H12ZM19 30H20V29H19ZM24 30H25V29H24ZM198 30H199V29H198ZM198 30H197V31H198ZM202 30H203V29H202ZM202 30H201V31H202ZM207 30H209V29H207ZM210 30H211V29H210ZM227 30H228V29H227ZM227 30H226V31H227ZM244 30H245V28H244ZM255 30H257V29H255ZM17 31H18V30H17ZM22 31H23V30H22ZM235 31H236V30H235ZM248 31H249V30H248ZM252 31H253V30H252ZM6 32H7V31H6ZM12 32H14V31H12ZM23 32H24V31H23ZM32 32H33V31H32ZM194 32H195V31H194ZM208 32H211V31H208ZM219 32H220V30H219ZM246 32H247V31H246ZM249 32H250V31H249ZM1 33H2V32H1ZM8 33H9V32H8ZM19 33H20V32H19ZM199 33H200V31H199ZM205 33H206V32H205ZM212 33H213V32H212ZM212 33H211V34H212ZM242 33H243V32H242ZM10 34H11V33H10ZM15 34H16V33H15ZM15 34H14V35H15ZM33 34H34V32H33ZM190 34H191V33H190ZM193 34H194V33H193ZM5 35H6V34H5ZM26 35H27V34H26ZM196 35H197V34H196ZM231 35H232V34H231ZM237 35H238V34H237ZM243 35H244V34H242V37H243ZM246 35H247V34H246ZM246 35H245V36H246ZM251 35H252V34H251ZM198 36H199V35H198ZM209 36H210V35H209ZM211 36H213V37L210 38V42H209V44L207 43V45H212L213 47H219V46H221L222 44H224V43H222V42L214 43V42H213L214 39H223V42H224V41L226 40V38L228 37V35H226V34L223 35V33H222V35H219V36H217V35H211ZM13 37H14V36H13ZM17 37H18V35L16 36V38H17ZM19 37H20V36H19ZM23 37H24V36H23ZM233 37H235V36H233ZM237 37H238V36H237ZM254 37H255V36H254ZM254 37H253V38H254ZM256 37H257V36H256ZM2 38H3V37H2ZM16 38H15V40H16ZM32 38H33V37H32ZM235 38H236V37H235ZM253 38H252V40H253ZM3 39H4V38H3ZM9 39H10V38H9ZM233 39H234V38H232V39H230V40H232V42H234ZM243 39H244V38H243ZM245 39H246V37H245ZM250 39H251V38H250ZM27 40H28V39H27ZM238 40H239V39H238ZM252 40H251V41H252ZM11 41H12V40H11ZM13 41H14V40H13ZM199 41L201 42V40H199ZM228 41H229V40H228ZM243 41H245V40H243ZM261 41H262V40H261ZM24 42L27 43L28 41H24ZM29 42H31V41L29 40ZM33 42H35V41L33 40ZM194 42H195V41H194ZM229 42H230V41H229ZM235 42H237V41H235ZM240 42H241V40H240ZM248 42H249V41H248ZM257 42H258V40H257ZM4 43H5V42H4ZM6 43H7V42H6ZM54 43H55V42H54ZM198 43H199V42H198ZM198 43H197V44H198ZM249 43H250V42H249ZM249 43H247V44H249ZM251 43H252V42H251ZM253 43H254V42H253ZM260 43H261V42H260ZM262 43H263V42H262ZM17 44H18V43H17ZM29 44H30V43H29ZM195 44H196V42H195ZM195 44H193V45H195ZM233 44H234V43H233ZM4 45H5V44H4ZM25 45H27V44H25ZM39 45H40V44H39ZM235 45H236V44H235ZM243 45H244V44H243ZM249 45H250V44H249ZM260 45H261V44H260ZM1 46H2V45H1ZM9 46H11V45H9ZM9 46H8V47H9ZM28 46H31V45H28ZM200 46H201V45H200ZM233 46H234V45H233ZM251 46H252V44H251ZM251 46H250V47H251ZM253 46H254V45H253ZM258 46H259V44H258ZM31 47H32V46H31ZM35 47H36V46H35ZM35 47H34V48H35ZM37 47H38V46H37ZM196 47H197V46H196ZM225 47H226V46H225ZM231 47H232V45H231ZM234 47H235V46H234ZM237 47H239V46H237ZM237 47H236V48H237ZM255 47H256V46H255ZM260 47H261V46H259V49H261ZM25 48H26V46H24V49H25ZM186 48H187V47H186ZM191 48L193 49V47H190V49H191ZM208 48H209V47H208ZM211 48H212V47H211ZM228 48H230V47H228ZM240 48H241V47H240ZM252 48H253V47H252ZM8 49H9V48H8ZM17 49H18V47H17ZM20 49H21V47H19V50H20ZM26 49H27V48H26ZM38 49H39V48H38ZM190 49H188L189 52L193 51V50L190 51ZM197 49H198V48H197ZM232 49H235V48H232ZM253 49H254V48H253ZM257 49H258V48H257ZM262 49H263V48H262ZM0 50H1V49H0ZM27 50H28V49H27ZM199 50H200V49H199ZM209 50H210V49H209ZM226 50H227V49H226ZM236 50H237V49H236ZM242 50H243V49H242ZM232 51H233V50H232ZM232 51H231V52H232ZM234 51H235V50H234ZM237 51H239V50H237ZM240 51H241V50H240ZM258 51H259V50H258ZM260 51H261V50H260ZM1 52H2V51H1ZM18 52H19V51H18ZM20 52H21V51H20ZM24 52H25V51H24ZM36 52H38V50H37ZM196 52H197V50H196ZM201 52H202V51H201ZM208 52H209V51H208ZM228 52H229V51H228ZM261 52H262V51H261ZM14 53H15V52H14ZM60 53H61V52H60ZM70 53H71V52H70ZM194 53H195V52H194ZM210 53H211V52H210ZM221 53H222V52H221ZM221 53L217 54L216 56L211 54V58L208 56L210 59H209V58H206V61H207L209 64H210V62L214 61L215 58L217 59L216 61H219V64L217 63V66H215L216 68L213 67V68H215L214 71H216L217 75H221V76L223 75V76H224V77L218 78L217 81H216V79H215V81L218 82V84H219V83H223V84H224V82H225L226 80H228V78H229V79L231 78V77H227V76H225L226 74H228V70L225 69V68H227V67H225V68H224V67H219L220 65H221V66H224L226 63H228L226 55H225V54H221ZM243 53H245V52H243ZM247 53H248V52H247ZM263 53H264V52H263ZM4 54H5V53H4ZM6 54H7V53H6ZM18 54H19V53H18ZM32 54H33V53H32ZM58 54H59V53H58ZM61 54H62V53H61ZM239 54H241V52H239ZM239 54H238L237 56H239ZM257 54H259V53H257ZM0 55H1V53H0ZM2 55H3V54H2ZM8 55H9V54H8ZM20 55H21V54H20ZM63 55H64V54H63ZM201 55H202V54H201ZM208 55H209V54H208ZM228 55H229V53H228ZM241 55H242V54H241ZM244 55H245V54H244ZM248 55H249V54H248ZM261 55L263 56V54H261ZM5 56H6V55H5ZM5 56H4V57H5ZM10 56H11V55H10ZM12 56H14V55H12ZM18 56H19V55H18ZM22 56H23V55H22ZM57 56H58V55H57ZM57 56H56V57H57ZM245 56H246V55H245ZM245 56H244V57H245ZM262 56H261V57H262ZM20 57H21V56H20ZM34 57L36 58V55H35ZM53 57H54V56H53ZM59 57H60V56H59ZM84 57H85V56H84ZM203 57H204V56H203ZM234 57H236V56H234ZM244 57H243V59H244ZM246 57H248V56H246ZM252 57H253V56H251V58H252ZM261 57H259V58H261ZM39 58H40V57H39ZM42 58H44V57H42ZM198 58H199V57H198ZM237 58H238V57H237ZM248 58H250V57H248ZM253 58H254V57H253ZM253 58H252V59H253ZM12 59H13V58H12ZM57 59H58V58H57ZM229 59H230V57H229ZM0 60H1V59H0ZM8 60H9V58H8ZM13 60H14V59H13ZM32 60H33V59H32ZM36 60H37V59H36ZM44 60H45V59H44ZM52 60H53V59H52ZM55 60H56V59H55ZM71 60H72V59H71ZM198 60H199V59H198ZM254 60H255V58H254ZM5 61H6V60H5ZM14 61H15V60H14ZM28 61H29V60H27V62H28ZM66 61H68V59H67ZM73 61H75V60H73ZM73 61H72V62H73ZM202 61H203V60H202ZM0 62H1V61H0ZM18 62H19V61H18ZM29 62H30V61H29ZM70 62H71V61H70ZM199 62H200V61H199ZM231 62H232V61H231ZM239 62H240V61H239ZM243 62H244V61H243ZM243 62H242V63H243ZM262 62H263V61H262ZM14 63H15V62H14ZM46 63H47V62H46ZM50 63H51V62H50ZM50 63H49V64H50ZM56 63H57V62H56ZM65 63H66V62H65ZM235 63H236V62H235ZM237 63H238V62H237ZM256 63H257V62H256ZM258 63H259V60H258ZM260 63H261V60H260ZM260 63H259V64H260ZM5 64H6V63H5ZM7 64H8V62H7ZM9 64H10V63H9ZM18 64H19V63H18ZM49 64H48V65H49ZM58 64H59V63H58ZM67 64H68V62H67ZM74 64H75V62H74ZM98 64H99V63H98ZM231 64H232V63H231ZM239 64H240V63H239ZM239 64H238V65H239ZM243 64H245V62H244ZM250 64H251V63H250ZM254 64H255V63H254ZM261 64H262V63H261ZM263 64H264V63H263ZM34 65H35V64H34ZM76 65H77V64H76ZM83 65H84V63H83ZM83 65H82V67H83ZM103 65H104V64H103ZM213 65H214V64H213ZM236 65H237V64H236ZM246 65H247V64H246ZM29 66H30V65H29ZM46 66H47V65H46ZM51 66H52V65H51ZM55 66H58V65H53V67H54V71H55ZM73 66H74V65H73ZM85 66H87V65H85ZM106 66H107V64H106ZM108 66H110V69H108V70H109L108 72H110V74L112 73L111 75H115V74H118V73L122 70L120 67H122L123 65H122V66H117V65H110V64H109ZM233 66H234V65H233ZM233 66H232V68H233ZM250 66H251V65H250ZM10 67H11V66H10ZM18 67H19V66H18ZM31 67H32V66H31ZM31 67H29V68L31 69ZM71 67H72V66H71ZM90 67H92V66H90ZM123 67H124V66H123ZM128 67H129V66H128ZM240 67L242 68V66L239 65V68H240ZM243 67H244V66H243ZM245 67H246V66H245ZM7 68H8V67H7ZM38 68H39V67H38ZM49 68H50V67H49ZM57 68H58V67H57ZM83 68H84V67H83ZM93 68H94V67H93ZM253 68H254V67H253ZM257 68H258V67H257ZM12 69H13V68H12ZM22 69H23V68H22ZM43 69H44V68H43ZM61 69H63V68H61ZM86 69H87V68H86ZM229 69H230V68H229ZM242 69H243V68H242ZM17 70H18V69H17ZM45 70H46V69H45ZM51 70H52V68H51ZM58 70H59V68H58ZM78 70H79V69H78ZM124 70L127 71V69H124ZM244 70H245V68H244ZM1 71H2V70H1ZM5 71H6V69H5ZM11 71H12V70H11ZM14 71H16V70H14ZM18 71H19V70H18ZM26 71H27V70H26ZM54 71H52V72H54ZM67 71H69V69H67ZM75 71H76V70H75ZM79 71H80V70H79ZM82 71H83V70H82ZM89 71H90V70H89ZM94 71H95V70H94ZM94 71H93V72H94ZM230 71H231V70H230ZM34 72H35V71H34ZM34 72H33V73H34ZM70 72H71V71H70ZM87 72H88V71H87ZM106 72H107V71H106ZM127 72H128V71H127ZM211 72H213V69H211V70L209 71L208 74H210ZM240 72H241V71H240ZM244 72H245V71H244ZM246 72H247V71H246ZM246 72H245V73H246ZM4 73H5V72H4ZM50 73H51V72H50ZM54 73H55V72H54ZM64 73H65V72H64ZM66 73H68V72H66ZM66 73H65V74H66ZM78 73H79V72H78ZM80 73H81V72H80ZM103 73H104V72H103ZM122 73H124V72H122ZM237 73H238V72H237ZM5 74H6V73H5ZM8 74H9V73H8ZM8 74H7V75H8ZM13 74H14V73H13ZM13 74H11L10 76L13 77V76H14ZM19 74H20V73H19ZM24 74H25V73H24ZM38 74H39V72H38ZM75 74H76V73H75ZM81 74H82V73H81ZM81 74H79V77L82 76ZM105 74H107V73H105ZM108 74H109V73H108ZM231 74H232V73H231ZM231 74H230V75H231ZM12 75H13V76H12ZM15 75H16V74H15ZM28 75H29V74H28ZM70 75H71V74H70ZM73 75H74V74H73ZM77 75H78V74H77ZM85 75H86V74H85ZM91 75H93V74H91ZM94 75H95V74H94ZM96 75H97V74H96ZM103 75H104V74H103ZM121 75H123V74H121ZM232 75H233V74H232ZM235 75H236V74H235ZM240 75H241V74H240ZM256 75H257V74H256ZM0 76H1V74H0ZM3 76H4V75H3ZM22 76H23V74H22ZM38 76H39V75H38ZM74 76H75V75H74ZM74 76H73V77H74ZM104 76H106V75H104ZM107 76H108V75H107ZM109 76H110V75H109ZM124 76H126V75H124ZM228 76H229V75H228ZM247 76H248V75H247ZM252 76H253V75H252ZM5 77H6V76H5ZM5 77H3V78H5ZM14 77H15V76H14ZM24 77H25V76H24ZM27 77H29V76H27ZM27 77H26V78H27ZM66 77H67V76H66ZM73 77H72V78H73ZM77 77H78V76H77ZM97 77L99 78V76H97ZM110 77H111V76H110ZM234 77H235V76H234ZM236 77L238 78V76H236ZM241 77H242V76H241ZM245 77H246V76H245ZM249 77H250V76H249ZM253 77H255V76H253ZM6 78H7V77H6ZM20 78H21V77H20ZM29 78H30V77H29ZM33 78H34V77H33ZM48 78H49V77H48ZM50 78H51V77H50ZM55 78H56V77H55ZM58 78H59V77H58ZM84 78H86V77H84ZM87 78H88V77H87ZM90 78H93V77H90ZM100 78H101V77H100ZM102 78H103V77H102ZM209 78H210L209 75L206 76V77H203V79L205 80V81L202 80V81H203V85H208V86H211V85H212V84L209 85L210 83H212L211 79L209 80ZM239 78H240V77H239ZM247 78H248V77H247ZM256 78H257V77H256ZM256 78H255V79H256ZM14 79H15V78H14ZM18 79H19V77H18ZM45 79H46V78H45ZM53 79H54V78H53ZM53 79H50V80H53ZM76 79H77V78H76ZM93 79H95V78H93ZM93 79H92V80H93ZM104 79H105V77H104ZM124 79H125V78H124ZM3 80H4V79H3ZM5 80H9V79H5ZM26 80H27V79H26ZM32 80H33V79H32ZM50 80H49V81H50ZM56 80H57V79H56ZM78 80H79V79H78ZM89 80H91V79H89ZM102 80H103V79H102ZM102 80H101V81H102ZM105 80H106V79H105ZM108 80H110V79H108ZM117 80H119V79L117 78ZM240 80L242 81L241 78H240ZM13 81H14V80H13ZM41 81H42V80H41ZM84 81H85V80H84ZM99 81H100V80H99ZM112 81H113V80H112ZM114 81H115V80H114ZM120 81H121V80H120ZM243 81H244V80H243ZM252 81H253V80H252ZM4 82H6V81H4ZM21 82H22V81H21ZM23 82H24V81H23ZM27 82H28V81H27ZM36 82H39V81H37V79H36ZM76 82H77V81H76ZM79 82H81V80H79ZM79 82H77V83H79ZM102 82H103V81H102ZM116 82H117V81H116ZM118 82H119V81H118ZM197 82H199V81H197ZM236 82H237V81H236ZM248 82H249V81H248ZM12 83H13V82H12ZM47 83H48V82H47ZM85 83H86V82H85ZM85 83H84V84H85ZM98 83H101V82H98ZM108 83H109V82H108ZM110 83H111V82H110ZM120 83H121V82H120ZM120 83H119V84H120ZM201 83H202V82H201ZM20 84H21V83H20ZM25 84H27V83L25 82ZM28 84H29V83H28ZM39 84H41V83L39 82ZM43 84H44V83H43ZM43 84H42V85H43ZM94 84H96V83H94ZM104 84H105V82H104ZM121 84H122V83H121ZM199 84H200V82H199ZM213 84H215V83H213ZM216 84H217V83H216ZM218 84H217V85H218ZM229 84H230V83H229ZM238 84H240V83L238 82ZM241 84H242V83H241ZM244 84H247V82H245ZM248 84H250V83H248ZM15 85H16V84H15ZM32 85H34V83H33ZM32 85H31V86H32ZM35 85H36V84H35ZM51 85H52V84H51ZM58 85H59V84H58ZM81 85H82V84H81ZM96 85H97V84H96ZM108 85H109V84H108ZM108 85H107V86H108ZM113 85L115 86V84H113ZM116 85H117V83H116ZM226 85H227V84H226ZM234 85H236V84H234ZM21 86H22V85H21ZM28 86H29V85H28ZM46 86H47V85H46ZM120 86H121V85H120ZM120 86H119V88L122 87V86H121V87H120ZM201 86H202V84H201ZM219 86H220V85H219ZM232 86H233V85H232ZM243 86H244V85H243ZM247 86H248V85H247ZM254 86H255V85H254ZM26 87H27V85H26ZM36 87H37V86H36ZM50 87H51V86H50ZM79 87H80V85H79ZM100 87H101V86H100ZM123 87H124V86H123ZM205 87H206V86H205ZM220 87H221V86H220ZM222 87H223V86H222ZM224 87H225V86H224ZM233 87H234V86H233ZM252 87H253V85H252ZM252 87H251V89H252ZM256 87H257V85H256ZM17 88H18V87H17ZM29 88H30V87H29ZM87 88H88V87H87ZM103 88H104V87H103ZM109 88H110V86H109ZM116 88H117V87H116ZM209 88H210V87H209ZM23 89H24V88H23ZM27 89H28V88H27ZM31 89H32V88H30V90H31ZM93 89H94V88H93ZM98 89H99V88H98ZM104 89H105V88H104ZM225 89H228V90L230 89V90H232V88H229V87H228V88L225 87ZM12 90H13V89H12ZM15 90H16V89H15ZM30 90H29V91H30ZM55 90H56V89H55ZM91 90H92V89H91ZM113 90H115V89H113ZM118 90H119V89H118ZM126 90H127V88H126ZM228 90H227V91H228ZM236 90H237V88H233V91H232L231 93H226V92H222L221 90H218V88H216V87H213V91L210 92V94L214 95L213 97L216 96V98H217V96H218V97H219L218 100L224 102V103H223L224 105H223L222 110L226 109V106H227V109L224 110V111H221V110L219 109L220 112H227L226 116H231L233 113H235V112H237V111H241V108H242V107L238 109L237 103H236V101H235L236 99L234 100V96H233V95L235 94V91H236ZM255 90H256V89H255ZM27 91H28V90H27ZM27 91H26V93H27ZM41 91H42V90H41ZM48 91H49V90H48ZM87 91H88V90H87ZM96 91H97V90H96ZM119 91H120V90H119ZM257 91L261 92V91H263V90H262V88H261V91H260V87H259V90H257ZM36 92H39V91H36ZM57 92H59V91H57ZM57 92H56V93H57ZM102 92H103V90H102ZM102 92H101V93H102ZM106 92H107V91H106ZM109 92H110V91H109ZM124 92H125V91H124ZM126 92H127V91H126ZM208 92H209V91H208ZM228 92H229V91H228ZM246 92H247V91H246ZM259 92H258V93H259ZM19 93H21V92H19ZM248 93H249V92H248ZM37 94H38V93H37ZM66 94H67V93H66ZM96 94H97V93H96ZM31 95H32V94H31ZM61 95H63V94H61ZM67 95H68V94H67ZM69 95H70V94H69ZM69 95H68V96H69ZM94 95H95V94H94ZM102 95H103V94H102ZM208 95H209V93H208ZM247 95H248V94H247ZM247 95H246V96H247ZM249 95H250V94H249ZM256 95H258V94H256ZM19 96H20V95H19ZM26 96H27V95H26ZM26 96H25V97H26ZM65 96H66V95H65ZM209 96H210V95H209ZM238 96H239V95H238ZM238 96H235V97H238ZM241 96H242V94H241ZM30 97H31V96H30ZM96 97H98V96H96ZM112 97H113V96H112ZM122 97H123V95H122ZM222 97H224V98H222ZM239 97H240V96H239ZM36 98H39V99H40L41 97H36ZM42 98H43V96H42ZM85 98H86V97H85ZM119 98L121 99V97H119ZM206 98H207V97H206ZM243 98H244V97H243ZM91 99H92V98H91ZM99 99H100V98H99ZM99 99H98V100H99ZM125 99H126V98H125ZM210 99H211V97H210ZM210 99H208V100H210ZM246 99H247V98H246ZM28 100H29V99H28ZM28 100H27V101H28ZM31 100H32V99H31ZM37 100H38V99H37ZM112 100H113V99H112ZM203 100H204V98L202 99V101H203ZM212 100H213V99H212ZM214 100H215V99H214ZM242 100L244 101V99H242ZM23 101H24V100H23ZM23 101H22V102H23ZM32 101H33V100H32ZM114 101H115V100H114ZM247 101H248V99H247ZM33 102H34V101H33ZM33 102H32V103H33ZM36 102H37V101H36ZM47 102H48V101H47ZM117 102H118V101H117ZM117 102H116V103H117ZM200 102H201V101H198V102H195V103H197V106H198V105H200ZM209 102H210V101H209ZM227 102L232 103L231 106H233V107H231V106L228 107V105L226 104ZM237 102H238V101H237ZM244 102H245V101H244ZM26 103H27V102H25L24 105H25ZM206 103H208V101H207ZM206 103H205V104H206ZM213 103H214V102H213ZM28 104H29V103H28ZM36 104H37V103H36ZM46 104H47V103H46ZM54 104H55V103H54ZM56 104H57V103H56ZM56 104H55V106H56ZM58 104H59V103H58ZM82 104H83V103H82ZM209 104H210V103H209ZM60 105H61V104H60ZM98 105H99V104H98ZM202 105H203V104H202ZM206 105H207V104H206ZM214 105H215V104H214ZM214 105H213L212 107H214ZM242 105H243V103H242ZM35 106H36V105H35ZM46 106H48V105H46ZM65 106H66V105H65ZM197 106H196V110L194 111L195 114H196V112H199V109H197ZM216 106L218 107V105H216ZM30 107H31V106H30ZM39 107H40V106H39ZM39 107H38V108H39ZM70 107H72V104L70 105ZM201 107H202V106H201ZM221 107H222V106H221ZM40 108H41V107H40ZM54 108H55V107H54ZM64 108H65V107H64ZM67 108H68V107H67ZM198 108H199V106H198ZM207 108H208V107H207ZM210 108H211V107H210ZM202 109H203V108H202ZM202 109H201V110H202ZM208 109H209V108H208ZM242 109H244V107H243ZM35 110H36V108H35ZM37 110H38V109H37ZM43 110H44V109H43ZM45 110H46V109H45ZM59 110H60V109H59ZM87 110H88V109H87ZM210 110H211V109H210ZM64 111H65V110H64ZM117 111H118V110H117ZM90 112H91V111H90ZM118 112H119V111H118ZM206 112H207V111H206ZM243 112H246V113H247V110L245 111V109H244ZM32 113H33V110H32ZM36 113H38V111H36ZM77 113H78V112H77ZM84 113H85V112H84ZM84 113H83V115H84ZM116 113H117V112H116ZM207 113H208V112H207ZM249 113H251V112H249ZM33 114H34V113H33ZM41 114H42V112H41ZM44 114H45V113H44ZM47 114H48V113H47ZM49 114H50V113H49ZM52 114L54 115V113H52ZM80 114H81V113H80ZM87 114H88V113H87ZM216 114H217V112H216ZM222 114H223V113H222ZM236 114H237V113H236ZM241 114H242V113H241ZM241 114H239V115H241ZM244 114H245V113H244ZM1 115H2V113H1ZM35 115H36V114H35ZM45 115H46V114H45ZM61 115H62V114H61ZM95 115H96V114H95ZM119 115H120V114H119ZM196 115H197V114H196ZM196 115H193V116L189 117V119L191 120V121H189V122L196 123V122H194V121H195V117H196ZM199 115H200V117H201V114H199ZM214 115H215V114H214ZM237 115H238V114H237ZM38 116H39V115H38ZM40 116H41V115H40ZM51 116H52V115H51ZM57 116H58V115H57ZM106 116H107V115H106ZM212 116H213V115H212ZM218 116H219V115H218ZM222 116H223V115H222ZM224 116H225V115H224ZM60 117H62V116H60ZM80 117H82V116H80ZM92 117H93V116H92ZM232 117H234V116H232ZM202 118H203V117H202ZM215 118H216V117H215ZM230 118H231V117H230ZM230 118H229V119H230ZM236 118L239 119V116L236 117ZM42 119H43V118H42ZM44 119H45V118H44ZM48 119H49V117H48ZM73 119H75V118H73ZM232 119H233V118H232ZM65 120H67V119H65ZM75 120H76V119H75ZM97 120H98V118H97ZM129 120H130V119H129ZM200 120H201V118H200ZM214 120H215V119H214ZM219 120H220V119H219ZM242 120H243V118H242ZM242 120H241V121H242ZM7 121H8V120H7ZM93 121H95V120H93ZM103 121H104V120H103ZM215 121H216V120H215ZM225 121H226V120H225ZM228 121H229V120H228ZM236 121H237V120H236ZM239 121H240V120H239ZM241 121H240V123H241ZM245 121H246V120H245ZM51 122H52V121H51ZM70 122H71V121H70ZM97 122H98V121H97ZM129 122H130V121H129ZM197 122H198V120H197ZM233 122H234V121H233ZM237 122H238V121H237ZM98 123H99V122H98ZM101 123H102V121H101ZM216 123H217V122H216ZM223 123H224V122H223ZM95 124H96V123H95ZM102 124H103V123H102ZM187 124H188V123H187ZM196 124H197V123H196ZM196 124H195V125H196ZM234 124H235V123H234ZM237 124H238V123H237ZM251 124H252V123H251ZM4 125H5V124H4ZM197 125H198V124H197ZM199 125H200V124H199ZM221 125H222V124H221ZM230 125H231V124H230ZM244 125H245V124H244ZM252 125H253V124H252ZM252 125H251V126H252ZM80 126H81V125H80ZM87 126H88V125H87ZM91 126H92V124H91ZM93 126H94V125H93ZM97 126H98V125H97ZM187 126H188V125H187ZM191 126H192V125H191ZM193 126H194V124H193ZM223 126H229V124H223ZM238 126H239V125H238ZM241 126H243V125L241 124ZM6 127H7V126H6ZM113 127H114V126H113ZM189 127H190V126H189ZM18 128H19V127H18ZM84 128H86V127H84ZM88 128H89V127H88ZM88 128H87V129H88ZM99 128H100V127H99ZM99 128H98V129H99ZM187 128H188V127H187ZM210 128H211V127H210ZM244 128H246V127H244ZM98 129H97V130H98ZM103 129H104V128H103ZM117 129H118V128H117ZM194 129H195V128H194ZM208 129H209V128H208ZM231 129H232V127H231ZM241 129H243V127H241ZM11 130H12V129H11ZM94 130H95V129H94ZM99 130H101V129H99ZM104 130H106V129H104ZM206 130H207V129H206ZM236 130H237V129H236ZM245 130H246V129H245ZM248 130H249V128H248ZM250 130H251V129H250ZM102 131H103V130H102ZM102 131H101V132H102ZM118 131H119V130H118ZM224 131H226V130H224ZM233 131H234V130H233ZM14 132H15V131H14ZM198 132H199V131H198ZM0 133H1V132H0ZM103 133H104V132H103ZM120 133H121V132H120ZM210 133H211V132H210ZM229 133H230V132H229ZM233 133H234V132H233ZM233 133H232V134H233ZM110 134H111V133H110ZM117 134H118V133H117ZM121 134H122V133H121ZM195 134H197L196 131H195ZM223 134H224V133H223ZM236 134H238V133H236ZM6 135H7V134H6ZM8 135H9V133H8ZM8 135H7V136H8ZM108 135H109V134H108ZM199 135H200V134H199ZM233 135H235V134H233ZM246 135H247V133H246ZM197 136H198V135H197ZM197 136H195V137L197 138ZM217 136H218V135H217ZM2 137H4V136L2 135ZM14 137H15V136H12V138H14ZM16 137H17V136H16ZM18 137H19V136H18ZM25 137H26V136H25ZM198 137H199V136H198ZM211 137H212V136H211ZM218 137H219V136H218ZM238 137H239V136H238ZM250 137H251V136H250ZM0 138H1V137H0ZM225 138H226V139H225ZM225 138H224V139H221V143L218 144V149L216 148V149H217L216 151H217L218 153H220V155H222V157H223L224 160H225L226 165H229V166L234 167V166L237 165V163H238V161H236L238 158L236 159V156H235L236 151H235V152H234V151H230V149H229L228 146H227V145H228V144H227L228 141H230V140H228V139H229V134H225ZM232 138H233V137H232ZM1 139H2V138H1ZM3 139H4V138H3ZM198 139H199V138H198ZM207 139H208V138H207ZM209 139H210V136H209ZM209 139H208V140H209ZM219 139H220V137H219ZM233 139H234V138H233ZM19 140H20V139H19ZM19 140H18V141H19ZM214 140H215V139H214ZM252 140H253V139H252ZM6 141H7V140H6ZM231 141H232V140H231ZM231 141H230V142H231ZM233 141H234V140H233ZM20 142H21V141H20ZM23 142H24V141H23ZM230 142H229V143H230ZM246 142H248V138H247V136H242V137L240 138V142H239V144H240V145H243V144H245ZM207 143H208V142H207ZM210 143H211V142H210ZM215 143H216V142H215ZM248 143H250V142H248ZM252 143H253V142H252ZM23 144H24V143H23ZM26 144H27V143H26ZM208 144H209V143H208ZM232 144H233V143H232ZM209 145H210V144H209ZM205 147H206V146H205ZM208 148H209V147H208ZM243 148H244V147H243ZM249 148H250V147H249ZM249 148H248V149H249ZM253 148H254V147H253ZM253 148H252V149H253ZM255 148H256V147H255ZM237 149H238V148H237ZM234 150H235V149H234ZM243 150H244V149H243ZM256 150H257V149H256ZM209 151H211V150H209ZM247 151H248V150H247ZM250 151H251V150H250ZM203 152H204V150H203ZM239 153H240V152H239ZM241 153H242V151H241ZM253 153H254V151H253ZM248 154H250V152H249ZM258 155H259V154H258ZM217 156H219V154H218ZM217 156H215V157H217ZM240 156H241V155H240ZM243 156H244V155H243ZM215 157H214V158H215ZM222 157H220V160H221ZM43 158H44V157H43ZM199 158H200V160H201V157H199ZM223 158H222V159H223ZM251 158H252V157H251ZM50 159H51V158H50ZM235 159H236V160H235ZM216 160H217V159H216ZM216 160H214L215 163H216ZM240 160H242V159H240ZM37 161H38V160H37ZM40 161H43V160L40 159ZM205 161H206V160H205ZM218 161H219V159H218ZM218 161H217V162H218ZM244 161H245V160H244ZM109 162H110V161H109ZM112 162H113V161H112ZM220 162H221V161H220ZM256 162H257V161H256ZM40 163H41V162H40ZM44 163H45V162H44ZM202 163H203V161H202ZM206 163H207V162H206ZM206 163H205V164H206ZM212 163H213V162H212ZM222 163H223V162H222ZM219 164H220V163H219ZM260 164H261V163H260ZM263 164H264V162H263ZM5 165H6V164H5ZM5 165H4V167H6ZM209 165H210V164H209ZM211 165H212V164H211ZM216 165H218V164H215V166H216ZM240 165H241V164H240ZM250 165H251V164H250ZM7 166H8V165H7ZM220 166H221V165H220ZM255 166H256V165H255ZM260 166H261V165H260ZM218 167H219V166H218ZM237 167H238V166H237ZM239 167H240V166H239ZM250 167H251V166H250ZM258 167H259V166H258ZM2 168H3V166H2ZM2 168H0V174L4 175V173H5V169H6V168H4V169H2ZM13 168H14V167H13ZM19 168H20V167H19ZM22 168H24V167H22ZM22 168H21V169H22ZM30 168H31V167H30ZM211 168H213V167H211ZM219 168H220V167H219ZM11 169H12V168H11ZM11 169H10V170H11ZM207 169H209V168H207ZM216 169H217V168H216ZM221 169H222V168H221ZM221 169H220L219 171H222ZM227 169H228V168H227ZM248 169H249V168H248ZM250 169H251V168H250ZM257 169H258V168H257ZM6 170H7V169H6ZM8 170H9V169H8ZM12 170H13V169H12ZM22 170H24V169H22ZM200 170H201V169H200ZM203 170H204V169H203ZM211 170H212V169H211ZM211 170H210V171H211ZM17 171H18V170H17ZM17 171H16V172H17ZM213 171H214V169H213ZM224 171H225V170H224ZM226 171H227V170H226ZM244 171H245V170H244ZM12 172H13V171H12ZM16 172H15V173H16ZM19 172H20V171H19ZM19 172H18V173H19ZM21 172H22V171H21ZM201 172L204 173V171H202V170H201ZM201 172H200V173H201ZM205 172H206V170H205ZM256 172H258V171H256ZM260 172H261V171H260ZM263 172H264V171H263ZM23 173H24V172H23ZM66 173H67V172H66ZM219 173H220V172H219ZM227 173L230 174V178H232V179H231L230 181H228V179H227L228 182H226V183H225L223 186H221L220 188L217 187V188H218V191L215 190L216 192H214V193L216 194V193H218V192H220V193H224V192H226V193H227V194L225 193V194H226V197L229 198V197H231L232 195H234V193H233L232 191H233V190H237V187L240 186V184H241V179L238 178V177L241 176V172H238L237 170L232 171V169H231V170H228ZM250 173H251V172H250ZM8 174H10V173H8ZM210 174H211V173H210ZM210 174H209V175H210ZM212 174H213V173H212ZM216 174H217V173H216ZM252 174H254V173H252ZM259 174H260V173H259ZM2 175H0V176H2ZM10 175H11V174H10ZM22 175H23V174H22ZM213 175H214V174H213ZM246 175H247V174H245V177H246ZM249 175H250V174H249ZM254 175H255V174H254ZM257 175H258V174H257ZM5 176H7V175L5 174ZM5 176H4V177H5ZM23 176H24V175H23ZM69 176H70V175H69ZM77 176H78V175H77ZM80 176H81V175H80ZM258 176H260V175H258ZM258 176H257V177H258ZM202 177H203V176H202ZM222 177H223V176H222ZM225 177H226V176H225ZM228 177H229V176H228ZM260 177H261V176H260ZM5 178H6V177H5ZM55 178H57V177H55ZM69 178H70V177H69ZM84 178H85V177H84ZM199 178H201V177H199ZM258 178H259V177H258ZM2 179H3V178H2ZM79 179H81V178H79ZM82 179H83V178H82ZM245 179H246V178H245ZM6 180H7V179H6ZM30 180H31V179H30ZM30 180H29V181H30ZM57 180H58V179H57ZM71 180H72V179H71ZM73 180H74V179H73ZM256 180H257V178H256ZM258 180H259V179H258ZM261 180H262V178H261ZM27 181H28V180H27ZM29 181H28V182H29ZM60 181H62V179H61ZM77 181H78V180H77ZM80 181H83V180H80ZM243 181H244V180H243ZM243 181H242V182H243ZM246 181H247V180H246ZM253 181H254V180H253ZM262 181H263V180H262ZM0 182H1V181H0ZM18 182H19V181H18ZM68 182H69V181H68ZM209 182H210V181H209ZM212 182H213V181H212ZM218 182H220V181H218ZM248 182H249V180H248ZM251 182H252V180H251ZM259 182H260V181H259ZM23 183H24V182H23ZM23 183H22V184H23ZM65 183H66V182H65ZM71 183H72V182H71ZM73 183H74V182H73ZM79 183H80V182H79ZM84 183H85V182H84ZM87 183H88V182H87ZM207 183H208V182H207ZM245 183H247V182H245ZM262 183H263V182H262ZM35 184H36V183H35ZM59 184H60V183H59ZM88 184H89V183H88ZM216 184H217V183H216ZM243 184H244V183H243ZM252 184H253V183H252ZM252 184H251V185H252ZM41 185H42V184H41ZM51 185H52V184H51ZM51 185H50V186H51ZM78 185H79V184H78ZM84 185H85V184H84ZM212 185H213V184H212ZM244 185H245V184H244ZM247 185H248V184H247ZM249 185H250V184H249ZM261 185H262V184H261ZM14 186H15V184H14ZM26 186H27V185H26ZM33 186H34V185H33ZM39 186H40V183H39ZM42 186H44V185H42ZM67 186H68V185H67ZM245 186H246V185H245ZM256 186H257V185H256ZM262 186H263V185H262ZM0 187H1V186H0ZM51 187H52V186H51ZM75 187H77V186H75ZM79 187H81V185H80ZM82 187H83V186H82ZM87 187H88V185H87ZM214 187H215V186H214ZM22 188H23V187H22ZM40 188H41V187H40ZM55 188H56V187H55ZM65 188H66V187H65ZM73 188H74V187H73ZM209 188H210V187H209ZM245 188H246V187H245ZM8 189H10V188H8ZM45 189H46V187H45ZM49 189H50V188H49ZM69 189H70V188H69ZM79 189H80V188H79ZM210 189H211V188H210ZM239 189H240V188H239ZM10 190H11V189H10ZM12 190H13V189H12ZM28 190H29V189H28ZM34 190H36V189L34 188ZM34 190H33V191H34ZM55 190H56V189H55ZM58 190H59V189H58ZM63 190H64V188H63ZM80 190H81V189H80ZM90 190H91V189H90ZM96 190H97V189H96ZM212 190H213V189H212ZM229 190H230L231 192H228ZM252 190H253V189H252ZM29 191H30V190H29ZM33 191H32V193H33ZM36 191H37V190H36ZM43 191H44V190H43ZM45 191H46V190H45ZM47 191H48V190H47ZM47 191H46V193H47ZM52 191H53V188H52ZM72 191H74V190L72 189ZM82 191H85V190H82ZM86 191H87V190H86ZM1 192L3 193V191H0V193H1ZM6 192H7V189H6ZM9 192H10V191H9ZM58 192H59V191H58ZM61 192H62V191H61ZM66 192H68V191H66ZM90 192H91V191H90ZM247 192H248V191H247ZM255 192H256V191H255ZM4 193H5V191H4ZM11 193H12V192H11ZM11 193H10V194H11ZM50 193H51V192H50ZM74 193H75V192H74ZM76 193H78V192H76ZM84 193H86V192H84ZM206 193H207V192H206ZM17 194H18V193H17ZM20 194L23 195L22 193H20ZM51 194H53V193H51ZM81 194H82V193H81ZM86 194H87V193H86ZM90 194H92V192H91ZM211 194H212V193H211ZM236 194H237V193H236ZM247 194H248V193H247ZM250 194H251V192H250ZM253 194H254V193H253ZM253 194H252V195H253ZM259 194H261V196H260V195H259V196L262 197V194H263V193H259ZM3 195H4V194H3ZM5 195H6V194H5ZM13 195H14V191H13ZM34 195H35V194H34ZM44 195H45V194H44ZM222 195H223V194H222ZM19 196H20V195H19ZM70 196H71V195H70ZM72 196H73V195H72ZM84 196H85V195H84ZM84 196H83V197H84ZM202 196H203V195H202ZM210 196H211V195H210ZM215 196H216V195H215ZM215 196H214V197H215ZM219 196H220V195H219ZM223 196H224V195H223ZM246 196H248V195H246ZM246 196H245V197H246ZM254 196H255V195H254ZM259 196L257 195V197H259ZM4 197H5V196H4ZM14 197H15V196H14ZM14 197H11V198H14ZM28 197H29V196H28ZM40 197H41V196H40ZM89 197H90V196H89ZM89 197H88V198H89ZM216 197H217V196H216ZM234 197H235V196H234ZM251 197H252V196H251ZM16 198H17V197H16ZM19 198H20V197H19ZM71 198H73V197H71ZM76 198H77V197H76ZM81 198H82V197L80 196V199H81ZM88 198H86V199H88ZM209 198L211 199V197H209ZM209 198H207V199H209ZM248 198H249V197H248ZM7 199H8V198H7ZM9 199H10V198H9ZM61 199H62V198H61ZM61 199H60V200H61ZM65 199H66V198H65ZM89 199H90V198H89ZM92 199H93V197H92ZM205 199H206V198H205ZM214 199L216 200V198H214ZM217 199H218V198H217ZM220 199H221V198H220ZM243 199H244V198H243ZM246 199H247V198H246ZM78 200H79V199H78ZM78 200H77V201H78ZM93 200H94V199H93ZM200 200H204V198H203V199H200ZM232 200H234V199H232ZM248 200H249V199H248ZM248 200H247V201H248ZM262 200H263V199H262ZM5 201H6V200H5ZM212 201H213V200H212ZM217 201H218V200H217ZM239 201H241V200H239ZM243 201H244V200H243ZM249 201H250V200H249ZM252 201H253V200H252ZM254 201H255V200H254ZM19 202H20V201H19ZM21 202H23V201H21ZM21 202H20V203H21ZM71 202H72V201H71ZM74 202H75V201H74ZM74 202H73V203H74ZM79 202H80V201H79ZM84 202H85V201H84ZM201 202H202V201H201ZM203 202H204V201H203ZM203 202H202V203H203ZM210 202H211V201H210ZM220 202H221V201H220ZM10 203H11V201H10ZM192 203H194V201H193ZM202 203L199 202L198 204H202ZM211 203H213V202H211ZM216 203H217V202H215L214 204H216ZM229 203H230V202H229ZM238 203H239V202H238ZM252 203H254V202H252ZM252 203H251V204H252ZM17 204H19V203H17ZM71 204H72V203H71ZM74 204H75V203H74ZM81 204H82V203H81ZM85 204H86V203H85ZM221 204H222V203H221ZM243 204H244V203H243ZM249 204H250V203H249ZM3 205H4V204H2V206H3ZM7 205H8V203H7ZM21 205H22V204H21ZM72 205H73V204H72ZM203 205H204V203H203ZM224 205H225V204H224ZM229 205H230V206H229L230 208L237 207V203H236V201H235V203H232V204H229ZM252 205H253V204H252ZM255 205H256V204H255ZM258 205H259V204H258ZM258 205H257V208L259 207ZM10 206H12V205H10ZM29 206H30V205H29ZM37 206H38V205H37ZM70 206H71V205H70ZM218 206H219V205H218ZM244 206H246V205H244ZM249 206H250V205H249ZM262 206H264V205H262ZM17 207H18V206H17ZM17 207H16V208H17ZM216 207H217V204H216ZM221 207H222V206H221ZM242 207H243V206H242ZM247 207H248V206H247ZM252 207H254V206H252ZM226 208H227V207H226ZM243 208H244V207H243ZM263 208H264V207H263ZM18 209H19V208H18ZM43 209H45V208H43ZM218 209H219V208H218ZM218 209H216V210H218ZM235 209H236V212L240 211V208H238V207L235 208ZM251 209H252V208H251ZM254 209H255V208H254ZM254 209H253V210H254ZM12 210H13V209H12ZM16 210H17V209H16ZM33 210H34V209H33ZM221 210H222V209H221ZM223 210H224V209H223ZM228 210H229V209H228ZM262 210H263V209H262ZM18 211H19V210H18ZM47 211H48V210H47ZM232 211H233V210H232ZM242 211H243V209H242ZM256 211H257V210H256ZM263 211H264V210H263ZM0 212H1V211H0ZM21 212H22V211H21ZM37 212H38V209H37ZM222 212H224V211H222ZM227 212H228V211H227ZM244 212H245V211H244ZM247 212H248V211H247ZM13 213H14V212H13ZM41 213H42V212H41ZM50 213H51V212H50ZM77 213H78V212H77ZM238 213H239V212H238ZM251 213H252V212H251ZM258 213H259V212H258ZM0 214L2 215V213H0ZM32 214H33V213H32ZM53 214H54V213H53ZM230 214H231V213H230ZM233 214H234V213H233ZM233 214H232V215H233ZM259 214H260V213H259ZM4 215H5V214H4ZM4 215H3V216H4ZM7 215H8V214H7ZM12 215H13V214H12ZM12 215H11V216H12ZM40 215H41V214H40ZM40 215H39V216H40ZM45 215H46V214H45ZM45 215H44V216H45ZM226 215H227V214H226ZM226 215H225V216H226ZM237 215H238V214H237ZM247 215H248V214H247ZM257 215H258V214H257ZM9 216H10V215H9ZM20 216H21V215H20ZM27 216H28V215H27ZM29 216H30V214H29ZM33 216H34V215H33ZM49 216H50V215H49ZM249 216H250V215H249ZM253 216H255V215H253ZM262 216H263V215H262ZM0 217H2V216H0ZM208 217H209V215H208ZM218 217H219V216H218ZM236 217H237V216H236ZM17 218H18V217H17ZM20 218H21V217H20ZM20 218H18V219H20ZM22 218H23V216H22ZM33 218H34V217H33ZM37 218H39V217H37ZM224 218H225V217H224ZM232 218H233V217H232ZM260 218H261V217H260ZM3 219H4V218H3ZM209 219H210V218H209ZM214 219H215V218H214ZM252 219H253V218H252ZM255 219H257V218H255ZM258 219H259V217H258ZM9 220H10V219H9ZM15 220H16V219H15ZM29 220H30V219L28 218V221H29ZM224 220H225V219H224ZM235 220H237V219H235ZM235 220H234V222H235ZM241 220H243V219H241ZM23 221H24V220H23ZM37 221H38V220H37ZM53 221H54V220H53ZM207 221H208V220H207ZM248 221H251V220H247V222H248ZM255 221H256V220H254V222H255ZM13 222H14V220H13ZM15 222H16V221H15ZM15 222H14V223H15ZM20 222H22V221L20 220ZM38 222H39V221H38ZM40 222H41V221H40ZM49 222H50V221H49ZM224 222H225V221H224ZM226 222H227V221H226ZM231 222H232V221H231ZM240 222H241V221H240ZM16 223H17V222H16ZM35 223H36V222H35ZM46 223H47V222H46ZM255 223H256V222H255ZM5 224H6V223H5ZM12 224H13V223H12ZM17 224H18V223H17ZM48 224H49V223H48ZM209 224H211V223H209ZM239 224H240V223H239ZM241 224H243V222H242ZM248 224H250V223H248ZM253 224H254V223H253ZM7 225H8V223H7ZM9 225H10V224H9ZM15 225H16V224H15ZM40 225H41V224H40ZM53 225H54V224H53ZM213 225H214V224H213ZM227 225H229V224H227ZM235 225H236V224H235ZM245 225H246V224H245ZM19 226H20V225H19ZM41 226H42V225H41ZM50 226H51V225H50ZM55 226H57V224H56ZM222 226H223V225H222ZM233 226H234V225H233ZM242 226L244 227V225H242ZM24 227H25V226H24ZM43 227H44V226H43ZM60 227H61V226H60ZM209 227H211V226H209ZM0 228H1V227H0ZM13 228H14V227H13ZM25 228H26V227H25ZM54 228H56V227H54ZM62 228H63V227H62ZM64 228H65V227H64ZM203 228H204V231H205V227H203ZM213 228H214V227H213ZM234 228H235V227H234ZM6 229H7V227H6ZM56 229H58V228H56ZM208 229H209V228H208ZM219 229H220L221 231H223V230H225V227H224V226H223V227H219ZM11 230H12V229H11ZM19 230H20V229H19ZM62 230H64V229H62ZM197 230H198V229H197ZM236 230H237V228H236ZM244 230H245V229H244ZM8 231H9V230H8ZM17 231H18V230H17ZM21 231H22V229H21ZM21 231H20V232H21ZM51 231H53V230H51ZM60 231H61V230H60ZM64 231H65V230H64ZM202 231H203V230H202ZM204 231H203V232H204ZM216 231H217V230H216ZM246 231H247V230H246ZM257 231H258V230H257ZM259 231H260V230H259ZM0 232H1V231H0ZM18 232H19V231H18ZM20 232H19V233H20ZM44 232H46V231H44ZM53 232H55V231H53ZM53 232H52V233H53ZM203 232H202V233H203ZM226 232H227V231H226ZM226 232H225V233H226ZM232 232H233V231H232ZM255 232H256V231H255ZM1 233H2V232H1ZM22 233H23V232H22ZM37 233H38V232H37ZM40 233H41V232H40ZM40 233H38V234H39V237H40V235H41ZM52 233H51V234H52ZM62 233H63V231H62ZM193 233H194V232H193ZM193 233H192V234H193ZM202 233H201L200 235H202ZM204 233H205V232H204ZM212 233H214V232H212ZM241 233H242V232H241ZM243 233H244V232H243ZM2 234H3V233H2ZM7 234H8V233H7ZM12 234H13V233H12ZM16 234H17V233H16ZM20 234H21V233H20ZM23 234H24V233H23ZM35 234H36V233H35ZM56 234H57V233H55L54 236H55ZM207 234H209V233H207ZM226 234H227V233H226ZM248 234H249V233H248ZM212 235H213V234H212ZM219 235H220V234H219V232H218V235H217V236H219ZM251 235H252V234H251ZM5 236H6V235H5ZM43 236H44V235H43ZM58 236H59V235H58ZM198 236H199V234H198ZM202 236H203V235H202ZM210 236H211V233H210ZM214 236H216V233H215ZM248 236H249V235H248ZM3 237H4V234H3ZM14 237H15V236H14ZM46 237H47V239H48V236H46ZM46 237H45V238H46ZM195 237H196V236H195ZM222 237H223V236H222ZM233 237H234V236H233ZM242 237H243V236H241V238H242ZM7 238H8V237H7ZM20 238H21V237H20ZM43 238H44V237H43ZM52 238H53V237H52ZM238 238H239V237H238ZM252 238H253V237H252ZM1 239H2V237H1ZM5 239H6V238H5ZM57 239H58V238H57ZM254 239H256V238L254 237ZM17 240H18V239H17ZM75 240H76V239H75ZM206 240H207V239H206ZM217 240H218V239H217ZM224 240H225V239H224ZM232 240H233V239H232ZM251 240H252V239H251ZM259 240H260V239H259ZM7 241H9V240H7ZM24 241H25V240H24ZM24 241H22V242H24ZM72 241H73V240H72ZM201 241H202V240H201ZM201 241H200V243H201ZM246 241H247V240H246ZM2 242H3V240H2ZM4 242H5V241H4ZM16 242H17V241H15L14 243H16ZM26 242H27V241H26ZM26 242H25V243H26ZM29 242H30V241H29ZM45 242H46V241H45ZM59 242H60V241H59ZM62 242H63V241H62ZM64 242H65V241H64ZM64 242H63V243H64ZM78 242H79V241H77L76 243H78ZM229 242H230V241H229ZM231 242H232V241H231ZM254 242H255V241H254ZM9 243H10V241H9ZM20 243H21V242H20ZM54 243H55V242H54ZM54 243H52V244H54ZM69 243H70V242H69ZM71 243H72V242H71ZM74 243H75V241H74ZM202 243H203V241H202ZM210 243H211V242H210ZM221 243H222V242H221ZM239 243H240V242H239ZM255 243H256V242H255ZM258 243H259V242H258ZM262 243H263V242H262ZM42 244H44V243H42ZM56 244H57V243H56ZM61 244H62V243H61ZM65 244H66V243H65ZM82 244H83V243H82ZM245 244H246V243H245ZM5 245H6V244H5ZM10 245H11V243H10ZM13 245H14V244H13ZM18 245H19V244H18ZM21 245H22V244H21ZM21 245H20V246H21ZM24 245H25V244H24ZM26 245H27V244H26ZM33 245H34V244H33ZM33 245H32V246H33ZM54 245H55V244H54ZM54 245H53V247H54ZM66 245H67V244H66ZM70 245H71V244H70ZM70 245H69V246H70ZM73 245H74V244H73ZM103 245H104V244H103ZM204 245H205V244H204ZM218 245H219V244H218ZM228 245H229V244H227V246H228ZM235 245H236V244H235ZM241 245H242V244H241ZM243 245H244V244H243ZM28 246H29V245H28ZM48 246H51V244L48 245ZM62 246H63V245H62ZM69 246H68V247H69ZM199 246H200V245H199ZM216 246H217V245H216ZM229 246H230V245H229ZM251 246H252V245H251ZM254 246H255V245H254ZM257 246H258V244H257ZM11 247H12V246H11ZM11 247H10V248H11ZM24 247H25V246H24ZM29 247H31V246H29ZM29 247H28V248H29ZM38 247H39V246H38ZM38 247L36 246V248H38ZM41 247H43V246H41ZM51 247H52V246H51ZM51 247H48V248H49V249H48L49 252H50V248H51ZM59 247H60V246H59ZM65 247H67V246H65ZM103 247H104V246H103ZM212 247H213V246H212ZM245 247H246V246H245ZM25 248H26V247H25ZM36 248H35V250H36ZM46 248H47V247H46ZM205 248H206V247H205ZM208 248H210V247H208ZM231 248H232V247H231ZM261 248H262V247H261ZM5 249H6V247H5ZM8 249H9V247H8ZM19 249H20V248H19ZM32 249H33V248L31 247V250H32ZM38 249H39V248H38ZM52 249H53V248H52ZM52 249H51V250H52ZM54 249H55V248H54ZM63 249H64V248H63ZM201 249H202V253H204V251H203V247H202ZM201 249H200V250H201ZM214 249H215V248H214ZM222 249H223V248H222ZM222 249H221V250H222ZM237 249L239 250V247H238ZM244 249H245V248H244ZM254 249H255V248H254ZM15 250H16V249H15ZM21 250H22V249H21ZM29 250H30V249H29ZM31 250H30V251H31ZM35 250H34V252H36ZM221 250H220V252H221ZM255 250H256V249H255ZM255 250H254V251H255ZM261 250H262V249H261ZM6 251H8V250H6ZM46 251H47V250H46ZM52 251H53V250H52ZM63 251H64V250H63ZM206 251H207V252H210V249H208V250H206ZM8 252H9V251H8ZM34 252H33V253H34ZM56 252H57V251H56ZM66 252H67V251H66ZM66 252H65V253H66ZM73 252H74V251H73ZM77 252H78V251H77ZM220 252H219V253H220ZM227 252H228V251H227ZM243 252H244V250H243ZM248 252H249V251H248ZM259 252H260V253H259V256H262V257L264 258V251H263V252L259 251ZM10 253H11V251L9 252V256H10ZM19 253H20V252H19ZM26 253H27V252H26ZM51 253H52V252H51ZM244 253H246V251H245ZM249 253H250V252H249ZM16 254H17V253H16ZM29 254H30V252H29ZM39 254H41V253H39ZM72 254H73V253H72ZM231 254H233V253H231ZM242 254H243V253H242ZM242 254H241V255H242ZM251 254H252V253H251ZM36 255H37V254H36ZM46 255H47V254H46ZM203 255H205V254H203ZM223 255H224V253H223ZM234 255H235V253H234ZM249 255H250V254H249ZM27 256H29V255L27 254ZM56 256H57V255H56ZM73 256H74V255H73ZM73 256H72V257H73ZM210 256H211V255H210ZM213 256H214V255H213ZM229 256H230V254H229ZM251 256H252V255H251ZM259 256H258V257H259ZM11 257H12V255H11ZM11 257H9V258H11ZM20 257H21V256H20ZM61 257H62V256H61ZM63 257H64V256H63ZM202 257H203V256H202ZM205 257H206V256H205ZM205 257H204V258H205ZM211 257H212V256H211ZM232 257H233V256H232ZM232 257H231V258H232ZM239 257H241V256H239ZM242 257H243V256H242ZM22 258H23V256H22ZM34 258H35V257H34ZM40 258H42V257H40ZM45 258H46V257H45ZM54 258H55V257H54ZM56 258H57V257H56ZM64 258H65V257H64ZM64 258H63V259H64ZM206 258H207V257H206ZM213 258L217 261V264H225V262L222 261V256H221V255L218 254L217 256H215V257H213ZM225 258H226V257H225ZM237 258H238V257H237ZM249 258H251V257H249ZM249 258H248V259H249ZM263 258H261V259H263ZM26 259H27V258H26ZM26 259H25V260H26ZM63 259H62V260H63ZM71 259H72V258H71ZM86 259H88V258H86ZM93 259H94V258H93ZM209 259H210V258H209ZM211 259H212V258H211ZM234 259H235V258H234ZM239 259H240V258H239ZM242 259H243V258H242ZM261 259H260V261H261ZM59 260H60V259H59ZM62 260H61V261H62ZM82 260H83V259H82ZM206 260H207V259H206ZM229 260H230V258H229ZM236 260L238 261V259H236ZM245 260H246V259H245ZM245 260H244V261H245ZM249 260H250V259H249ZM257 260H258V259H257ZM21 261H22V260H21ZM32 261H33V260H32ZM37 261H39V260H36L35 262L37 263ZM41 261H42V260H41ZM41 261H40V263H41ZM61 261H60V262H61ZM64 261H65V260H64ZM67 261H68V259H67ZM69 261H70V260H69ZM79 261H80V260H79ZM83 261H84V260H83ZM86 261H87V260H86ZM207 261H208V260H207ZM211 261H212V260H211ZM237 261H235V262H237ZM241 261H242V260H241ZM29 262H30V261H29ZM45 262H46V260H45ZM45 262H44V263H45ZM54 262H55V261H54ZM57 262H58V261H57ZM80 262H81V261H80ZM212 262H213V261H212ZM239 262H240V261H239ZM44 263H43V264H44ZM63 263H64V262H63ZM63 263H61V264H63ZM66 263H67V262H66ZM66 263H65V264H66ZM19 264H20V263H19ZM24 264H25V263H24ZM34 264H35V263H34ZM53 264H56V262L53 263ZM58 264H59V263H58ZM77 264H78V263H77ZM81 264H83V262H81ZM84 264H85V263H84ZM212 264H213V263H212ZM215 264H216V262H215ZM228 264H229V263H228ZM242 264H251V262L248 263L247 261H245V262H243Z\"/></svg>", "mask_w": 264, "mask_h": 264}]
</instances>
